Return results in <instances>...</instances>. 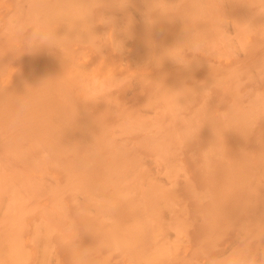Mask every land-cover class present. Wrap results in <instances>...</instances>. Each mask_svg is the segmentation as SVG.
<instances>
[{"label": "rangeland", "instance_id": "obj_1", "mask_svg": "<svg viewBox=\"0 0 264 264\" xmlns=\"http://www.w3.org/2000/svg\"><path fill=\"white\" fill-rule=\"evenodd\" d=\"M3 1H4V3H3ZM17 3H16V2ZM56 1H58V0H56ZM55 0H49V2H48V0H47V2L50 4H48L49 6H56V3H58V2H60V1H58V2H56ZM109 1H111V0H109ZM144 1V2H143ZM21 2H24V0H0V19L3 21L4 19H3V14H5L6 12H8L9 10H15V7L17 6V4H19V3H21ZM54 2V3H53ZM107 2V1H106ZM221 2H222V9H221V11H222V13H227V14H225L224 16L226 17H228L227 19L229 20V21H233V24L230 22L229 24H228V26H230V27H228L227 29L229 30H227L228 32H230V34H234L235 33V31L234 30H236L235 29V27L237 28V35H238V33H240L239 35H241L242 37L241 38H238V36H237V43L239 44V45H241V46H243V47H246V48H248V49H250V51H249V54L248 55H243V54H240V59L239 60H237V61H234V60H232V59H230V58H222V59H212V64H213V70H212V68L210 69V67H212V66H210L209 67V65H211V63L208 65L207 63H206V61L204 62L203 61V63H205L204 64V66L207 64V66H203V63L202 62H200V60H203L202 59V57L201 58H199L198 57V62H200V64L202 63V65L201 66H199L198 68L199 69H195L193 72H194V74H193V76H191V77H193L194 79H192L191 77H190V80H188V81H186L187 80V78L189 79V77H186L185 76V78L183 79V80H185L184 81V83L185 84H183V80H181V83H182V88L184 87V85H185V87H191V88H193V89H197L198 87H202V86H204V85H208V87H210L214 82H213V80L214 79H211L210 77H212V78H214V76H215V78H221V77H224V79H225V77H228L229 76V73L231 74V70L232 71H234V70H236L237 69V66L239 65L240 67H242V68H247V69H249V70H251L252 72H253V74L255 75V71H256V68H257V66L259 65V64H261L262 62H264V31H262V32H260V33H257V34H244V33H241V32H239V24L238 23H240V24H242V23H245V22H248V21H251L253 24H254V22H255V24L254 25H260V24H264V17H258V16H255L254 17V10L253 9H251V8H249L248 6H247V4H250V3H252V0H221ZM231 2V3H230ZM244 2V3H243ZM146 4H147V2L145 1V0H132V2H131V5H130V7H131V9H130V7L128 8V10L127 11H129L130 12V14H132V19H133V24H132V27H131V30L132 31H135V32H132L131 31V39L129 38V40L126 38V41H125V52L123 53V54H117V53H114L113 51H112V49H111V47H104L103 48V50H101V51H103V52H105V53H103V52H98V53H94V49L92 48V47H84V46H81V45H79V44H74V45H72L71 47H70V51L71 52H73L74 53V55H77V56H80V55H82V54H90V58L92 59L93 58V56L95 57V58H97V62H96V59L95 58H93V60H95V61H93L95 64L96 63H100V62H103V63H105V62H109V63H111V64H113V65H115L116 67L118 66H120L119 68H122L123 70V74H124V81H125V86H123V87H119V89H114V91H112V93H111V95H113L114 96V98L112 97V99L109 101L108 100V102H107V105H105L106 103L105 102H100L101 104L99 105V108H97L98 107V104L96 105L97 107H95L93 110H95V113H87L86 114V112H85V106L83 107L82 105L84 104V103H80L82 100L81 99H79V98H77V96L76 97H74L73 96V98H74V100L75 101H73L72 102V104L73 105H71L69 102L68 103H65V105L64 106H66V104H70L71 105V107H67V110L70 108V110L69 111H67L66 113H65V116L67 117H65L67 120H70V121H68V122H66V121H64L65 122V126H63V125H61V127L60 126H54V128H49V130L51 129L52 131V133H56L57 134V132H59L60 130H61V132L63 133H60L62 136H60V140L56 137V135H54V134H52V133H50V131L48 132L49 134H52V136L51 137H53V135H54V138H51V139H56V141L54 142V144L55 145H53V144H50L49 142H43V144L45 143L46 145H44V146H40V148H39V150L41 149V147L42 148H44L45 146V150H46V153H43V155L46 157V160L48 159L47 157H50L51 159L49 160L50 162L48 163L47 161L46 162H44V164H46L45 166H44V169L46 170V172L47 173H49V175H51L52 176V178L55 180L54 181V183H55V185L58 187V192H59V197L58 198H60V201H61V203H62V206H65V208L64 207H62L64 210H65V215L66 216H64L63 218L65 219L64 221L66 222V223H64L63 225H65V226H68L69 225V223H70V225H71V227L73 226V232H74V235L75 236H72L73 237V239H74V241H70L69 243H70V247H69V245H66V244H63V243H59V239H58V237L56 236V235H51L50 237H51V239H48V241H49V243H50V248L52 249L51 250V252H52V256L55 258V260H57L58 262H59V264H71V262H72V264H80V262H78V260L76 259L75 260V257H72L73 255L72 254H74V250H76L75 248L78 246H81V245H85V244H87V245H89V246H87V245H85V247H86V249H82V250H80L81 252L83 251V250H85V252H82V254H83V256H82V254H81V252H80V254H81V256L84 258V256L85 257H89L88 259H87V261H89L88 263H92V262H94V263H92V264H106V263H111V264H138V263H135L134 261H129L128 259H127V257H125L124 255H121V253H122V251L121 250H118V253H117V249L116 248H113V247H111V246H109L110 245V243L109 242H107V240H105V241H103L102 240V238L104 239V237L106 238V235H105V231H104V229H103V227H100L101 229H103V231H100L101 229H99V226H94L93 224H94V222L90 219L91 217L88 215L87 216V218H86V216L85 215H87V213L86 214H84L85 213V211L86 212H90L89 211V209L91 208V210L93 209V211H96V212H98V210L100 209H98V207L95 205V207H97V209L98 210H94L95 209V207H93L94 205H90V204H88L89 202L87 201L88 200V196L90 195V193L92 194V196H94V197H92V198H94V199H97V198H106V199H108V200H111V196L113 195V193H114V191H115V188H116V186H117V184H114V183H112V180L113 179H115L116 177L117 178H119L120 177V175H122V173H120V170L121 169H123L122 167H124V169H125V166H126V169H128V172L130 173V171H132V169L135 167H133V165L136 163V164H140L139 162H141V163H143L145 160L147 161H145L144 163H143V166H144V168H146L149 172H152L153 171V173H151V174H155V172H156V168H158V165H159V163L157 164L155 161H154V156L156 155V154H154L153 155V153H156L153 149H152V147L153 146H158V147H163V148H165L166 147V149H168V155H166V154H164V156L166 155L167 156V158H166V156H165V158L167 159V161L169 162V163H172V164H176L178 167H180L181 169H180V171H181V175H180V180H178L177 181V184H176V186H174L173 187V189L172 190H174V191H172V192H170L169 194H168V196L166 197V198H161L160 200H159V203L157 204V207L158 208H160V207H165V205H166V210H171V211H168V212H166L165 211V216H164V214L163 215H161V217H160V221H161V223H164L163 225H164V227H165V229L166 230H170V229H172L173 230V228L172 227H176V228H179L180 227V231H182V234H181V238H180V240L178 239L177 240V244H180L179 246H181L180 248H178L177 249V254L176 255H178V256H176L177 258H174L175 260L172 262V264H210V258H212V257H215V256H220V255H222L224 252L225 253H227L228 251H230L233 247H235V246H237L238 244H239V235L240 234H238L239 233V231H240V229H241V226L243 225V223H244V225L247 223V225H248V227H249V229H251L252 231H253V233L255 232V230L257 229V227L260 225L259 223H258V220H257V218H260L261 216H264V214H262V213H264V207H262L261 205H264V204H262V202L259 200V198L262 200V201H264V183H262V182H264V123H262L261 125H260V131L261 132H259V135H261V137H262V139H261V141L260 142H258V137H257V134L254 132V133H252V134H250V135H247V136H242L240 133H238V132H236L235 130L233 131V130H231V129H229V130H227L229 133H231L230 135L231 136H225L226 134H228V133H226L225 135L222 133V130H216L217 132H219V134H218V137H219V139L220 140H224V141H221L222 142V144H223V142L226 144V145H228V146H226L224 149H225V153H224V149L222 150V154L223 155H225V156H220L221 157V160H220V158H218V159H215V160H212L211 162H209V163H207L208 165H209V167L207 168L206 167V163H204L200 158H199V154L201 153V150L202 151H204V150H206L209 146L208 145H210V143H209V141L210 142H212L211 140V138H210V140H209V138L207 137H205V136H203V133H206L205 131H207L208 129V131L211 133H209V136L210 135H212V133H213V129H214V127H213V125L211 124V123H205V122H203V121H201V122H199L200 124H198L197 125V128H200L199 130H198V136H199V138L198 137H196V142H195V140H193L194 141V143H193V141H191V142H189V143H185L184 142V139H183V136H182V139H179V135H180V138H181V130L184 128V126H185V123H184V120L183 119H181V118H178L177 116H175V115H173V116H171V114L173 113L172 111H170L169 109H167V108H169L172 104H171V97L169 96V95H171V94H166V92H165V89L166 88H168V85H169V87L171 88V89H177L178 90V86H177V84H165V85H161V84H154V85H152V83H150L149 82V80H146L147 78H151L152 77V79L153 80H155V81H158V79H160L161 78V76H163V72H165V74H171V72H175L174 71V67H171L170 68V66H174V65H172V63H168L166 66H165V64L168 62V61H170V60H165L164 61V64H163V66L164 67H162V65L160 66V67H156L155 66V64L154 63H152L151 61H150V55H151V52H153V51H155V52H159L160 51V47H162V45L164 46V47H167V45L165 44V43H167L168 44V47L171 45L170 43H168V42H172L173 43V41L176 39V41H177V43H179V41L180 42H182L184 39H185V37H186V32H185V25H183L184 24V22L183 21H181V20H176V22L174 21V22H172V23H170V25H169V22H166V21H164V24H163V22H160V23H158L152 30H151V33L149 32V30H147L148 28H147V26H146V24H145V22H144V14H142V13H145L146 12V10H147V6H146ZM6 5V6H5ZM8 5V6H7ZM143 5V6H142ZM231 5V6H230ZM132 6H133V8L135 9V8H137L136 10H134V9H132ZM6 8V9H4V8ZM140 7V8H139ZM143 7V8H142ZM10 8V9H9ZM13 8V9H12ZM4 11H3V10ZM110 9V12L111 11H113V13L111 12V14H110V12L108 11V9H106L107 11H108V13H109V15H112V16H114V18H115V13L116 12H118V9H114V8H109ZM8 10V11H7ZM105 10V11H106ZM131 10V11H130ZM133 10H134V12H133ZM140 10V11H139ZM233 10V11H232ZM2 11V12H1ZM13 11H9L10 13L11 12H13ZM115 11V12H114ZM125 12L124 13V15H121V14H123L122 12H120V10H119V12L118 13H120V15L118 14L117 15V13H116V17H118V18H115V23H116V25L119 27V26H122L124 23H126L127 22V15H125L126 13L128 14L129 12ZM136 11V12H135ZM144 11V12H143ZM8 12V14H10ZM141 12V13H140ZM107 13V14H108ZM139 13V15H140V19L138 18V17H136L135 19H134V17L136 16L135 14H138ZM244 13V14H243ZM133 15H134V17H133ZM253 15V16H252ZM5 16L7 17V15L5 14ZM122 16V17H121ZM237 16V17H236ZM125 18H126V20H125ZM241 19V20H240ZM248 19V20H247ZM256 19V20H255ZM0 20V21H1ZM122 20V21H121ZM140 20V21H139ZM254 20V21H253ZM258 20V21H257ZM259 22V23H258ZM178 23V24H177ZM143 25V26H142ZM64 27V25H61V26H59L58 28H57V30H58V32L60 31V33H61V30H62V33L61 34H57L58 35V37H64V34L66 33V32H68L69 31V38H70V35H72L71 37L72 38H74L76 35H77V32H78V30H74L75 32H73V30H68L67 28L68 27H64V29L63 28H61V27ZM159 27V28H158ZM182 27V28H181ZM197 27H199V28H201V29H203V28H206L207 27V25H205V24H199ZM233 27V28H232ZM98 28V29H97ZM164 28V30H162ZM176 28V29H175ZM61 29V30H60ZM94 29H96V30H94V32L96 33V34H98V35H100V34H103V33H105L106 31H108V26H106V25H101V24H98V25H96L95 26V28ZM140 29V30H139ZM158 29H159V31H158ZM183 29H184V31H183ZM232 29V30H231ZM57 30H56V32H57ZM65 31V33H64V31ZM101 30H103V31H101ZM162 30V31H161ZM183 31V33H182V31ZM101 31V32H100ZM163 31H164V36H163ZM168 31V32H167ZM171 31V32H170ZM180 31H181V34H180ZM231 31H232V33H231ZM57 32V33H58ZM70 32H73V33H70ZM140 32V33H139ZM153 32V33H152ZM154 32H155V34H154ZM167 32V33H166ZM64 33V34H63ZM142 33V34H141ZM146 33V34H145ZM160 33V34H159ZM73 34L75 35L74 37H73ZM138 34V35H137ZM157 34H159V37L157 36ZM180 34V35H179ZM185 34V35H184ZM61 35V36H60ZM66 36H68V33L67 34H65ZM151 35V38L152 39H154L155 41H156V44H157V46H160V47H158V48H160V49H158V48H156V49H154V50H152V49H149V47L147 46V45H145L146 43V40L149 38V36ZM162 37H161V36ZM166 35V36H165ZM168 35H171V36H169L168 37ZM176 35V36H175ZM179 35V36H178ZM182 35V36H181ZM137 37H138V39H137ZM140 37V38H139ZM141 37H142V39H141ZM154 37V38H153ZM163 37H164V39H163ZM173 37V38H172ZM133 38H134V40H133ZM145 38V40H143ZM175 38V39H174ZM179 38V39H178ZM243 38V39H242ZM136 39V40H135ZM239 39H241V41L239 40ZM128 40V41H127ZM164 40V41H163ZM170 40H173V41H170ZM144 43H143V42ZM159 41V42H158ZM161 41V42H160ZM167 41V42H166ZM175 41V42H176ZM129 42V43H128ZM163 42V43H162ZM240 42V43H239ZM242 42H244V45H243V43ZM138 44V45H137ZM174 44H176V43H174ZM173 44V45H174ZM145 45V46H144ZM172 46V45H171ZM2 48V47H1ZM41 48V49H40ZM47 49V46L46 45H42V46H40L39 48H37V49H35V50H33V51H31V52H26V55L25 54H22L21 55V57L23 56V55H25L24 57L26 58V57H29V58H33L34 56H37V54L39 55L40 54V52H42L44 49ZM144 48V49H143ZM163 48V47H162ZM4 48H2V49H0V52H6V51H4L3 50ZM76 49V50H75ZM105 49H106V51H105ZM143 49V50H142ZM74 51H77V52H74ZM109 51V52H108ZM127 52V53H126ZM138 52V53H137ZM142 52H143V54H142ZM145 52V53H144ZM149 54H148V53ZM31 55H30V54ZM33 53V54H32ZM43 53V52H42ZM109 53V54H108ZM11 54H12V52H11ZM28 54V55H27ZM125 54V55H124ZM97 55H98V57H97ZM103 55H105V56H103ZM148 55V56H147ZM15 54H14V60L13 61H10L9 62V64H10V67L14 70V72L15 73H17V72H20L23 68H26V66H27V64L28 63H26V62H28V60H29V58H27V60L24 58V60L26 61V62H22L23 60V57L21 58L20 56H18V57H16L15 58ZM33 56V57H32ZM100 56V57H99ZM149 57V58H148ZM108 58V59H107ZM119 59V60H117V59ZM131 58V59H130ZM139 58L140 59H142V60H139ZM12 59V58H11ZM113 59V60H112ZM135 59V60H134ZM144 59H146L145 60V63L143 62V60ZM116 60V61H115ZM148 60V62H146ZM205 60H207V59H205ZM256 60V61H255ZM209 61V62H210ZM142 62V63H141ZM171 62V61H170ZM197 62V61H196ZM14 63V64H13ZM123 63V64H122ZM140 63V64H139ZM13 64V65H12ZM26 64V65H25ZM216 64V65H215ZM23 65H25V66H23ZM170 65V66H169ZM139 66V67H138ZM222 66V67H221ZM165 67H167V68H165ZM204 67V68H203ZM20 68V69H19ZM161 68V69H160ZM169 69V70H171V71H162V69ZM206 68H208V69H206ZM229 68V69H228ZM231 68H233V69H231ZM164 69V70H165ZM222 69V70H221ZM161 70V71H160ZM206 70H208V71H206ZM209 70H211V71H209ZM216 70V71H215ZM129 71V72H128ZM195 71H196V73H195ZM213 71V72H212ZM220 71V72H219ZM226 71L228 72V75H227V73H226ZM230 71V72H229ZM125 72V73H124ZM160 72V73H159ZM161 72L163 73V74H161ZM177 72V71H176ZM175 72V73H176ZM192 72V73H193ZM209 72V73H208ZM133 73H135V74H140V76L141 75H148L147 76V78L145 79V78H143V80H142V78L140 79V78H138V79H140V80H133V79H130L131 78V76L133 75ZM159 74H161V75H159ZM168 74V75H169ZM207 74H209L210 75V77H209V75L207 76ZM128 75V76H127ZM131 75V76H130ZM157 75H159V76H157ZM226 75V76H225ZM127 76V77H126ZM145 76V77H146ZM206 76H207V78L208 79H210V84H203L204 82H205V80L207 79L206 78ZM126 77V78H125ZM134 77V76H133ZM132 77V78H133ZM160 77V78H159ZM230 77V76H229ZM229 77H228V79H229ZM155 78H157V80L155 79ZM135 79V78H134ZM145 79V80H144ZM152 79H150V81H152ZM182 79V78H181ZM208 79L206 80V82L208 81ZM227 79V78H226ZM225 79V80H226ZM228 79H227V83L225 84V86L226 87H229L230 88V90H229V88H227L228 90H225V92H224V89L226 88L225 86V88H222L221 90H218L217 91V94H215V95H213L210 99H209V101H208V104H210L208 107H209V110L210 111H215L217 114H220V113H222L224 110H226L227 108H228V105L231 103V102H233V100H234V98H235V96H237L236 94L238 93V95H243L247 90H248V88L249 87H251V86H253V85H250V84H248V83H245L244 82V79H246V78H242V80H241V86H239V89H238V92H237V89H235L234 90V88H236V86H235V84H234V82L232 81V80H230V82L228 81ZM194 80V81H193ZM197 80V81H196ZM144 81V82H143ZM148 81V82H147ZM243 82V83H242ZM137 83V84H136ZM146 83V84H145ZM208 83V82H207ZM230 83H231V85L232 86H228V85H230ZM233 83V84H232ZM149 85V86H148ZM152 85V86H151ZM161 85V86H160ZM170 85H172V86H170ZM173 85H175V86H173ZM233 85H234V87H233ZM256 85H258V86H261V87H264V84H261V82L259 81V79L257 78V80H256ZM179 88L181 89V84H179ZM163 87V88H162ZM158 88V89H157ZM165 88V89H164ZM231 88H233V89H231ZM162 89V90H161ZM118 90V91H117ZM159 90H161V91H159ZM177 90H175V91H177ZM127 91V92H126ZM157 91V92H156ZM175 91H173V92H175ZM197 92H200V91H198V90H196ZM228 91V92H227ZM232 92L231 94H230V92ZM233 91L235 92H237L236 94H234L233 96H232V94H233ZM157 93H159V94H157ZM224 93V94H223ZM154 94H156V96L154 95ZM115 95H116V97H117V95H118V97H117V102L116 101H114V99H115ZM160 95V96H159ZM166 95V96H165ZM227 95V96H226ZM232 97H230V96ZM127 96V97H126ZM159 96V97H158ZM163 96H165V99L163 98ZM172 96V95H171ZM110 97V98H111ZM173 97V96H172ZM171 98V99H170ZM78 99V100H77ZM152 99V100H151ZM17 100L18 99H13L12 101H11V105H10V107L11 108H13L14 110H16V103H17ZM73 100V99H72ZM77 100V101H76ZM150 100V101H149ZM173 100V99H172ZM212 100V101H211ZM214 100V101H213ZM114 101V102H113ZM135 101V102H134ZM171 101V102H170ZM229 101V102H228ZM83 102V101H82ZM168 102H169V104H168ZM181 103H184L185 101L182 99V101H180ZM75 103H77V104H75ZM105 103V104H104ZM110 103V104H109ZM112 103V104H111ZM113 103H115V105L113 104ZM148 103H150V104H148ZM173 103V102H172ZM82 106V108H81V106ZM103 104H104V108H103ZM109 104V105H108ZM146 104H148V105H146ZM171 104V105H170ZM224 104V105H223ZM226 104V105H225ZM13 105H15V106H13ZM112 105V106H111ZM144 105V106H143ZM151 105V106H150ZM167 105H169V107H167ZM212 105V106H211ZM67 106H69V105H67ZM80 106V107H79ZM102 106V107H101ZM105 106L108 108H105ZM109 106V107H108ZM149 106V107H148ZM76 109H75V108ZM79 107V108H78ZM117 107V108H116ZM146 107V108H145ZM164 107H166V108H164ZM172 107V106H171ZM65 108V107H64ZM71 108H72V110H71ZM81 108V110L83 111L84 110V114L82 113L81 114V110L80 111H78V109H80ZM87 108V107H86ZM101 108V110L102 109H104V110H102V112H101V110L99 111V110H97V112H96V109H100ZM140 109V110H139ZM164 109H165V112H164ZM171 109V108H170ZM112 110V111H111ZM143 110V111H142ZM155 110V111H154ZM66 111V110H65ZM77 112V114H76V112ZM105 111H108V112H105ZM110 111V112H109ZM147 111V112H146ZM189 111H191V110H189ZM74 112V113H73ZM112 112H113V115H112ZM146 112V113H145ZM153 112H155V113H153ZM170 112V113H169ZM80 113V114H79ZM96 113H98V114H100V116L98 115V114H96ZM102 113H104L103 114V116H101L102 115ZM116 113V114H115ZM146 114V115H144V114ZM151 113H152V115H151ZM89 114V115H88ZM95 114H96V116H97V118L98 117H100V118H95ZM106 114V115H105ZM119 114V115H118ZM138 114V115H137ZM168 114H170L169 116H168ZM2 115V114H1ZM0 115V116H1ZM79 115H80V117H79ZM82 115V116H81ZM93 115V116H92ZM148 115H150V116H148ZM188 115V113H185V116H187ZM26 116H28V115H25V116H23L22 118H24V117H26ZM74 116H78V117H74ZM84 116H85V118H84ZM90 116V117H89ZM121 116V117H120ZM144 116H146V118L144 117ZM149 118H148V117ZM151 116H153V117H151ZM156 116V117H155ZM166 116V117H165ZM175 116V117H174ZM123 117H125V118H123ZM139 117V118H138ZM169 117V118H168ZM172 117V119H170ZM4 118V117H3ZM65 118H63V119H65ZM84 118V119H83ZM87 118H89V119H87ZM153 120H151V119ZM175 119V121H174V119ZM24 119H27V122H26V120H24ZM23 120H21L20 119V121H21V126H20V130H18V131H16V130H14L15 132H13L12 131V133H16V135L15 134H12L13 136L15 135L16 136V140H19V138H20V140L19 141H17V145H16V147L18 148V150L19 149H21V150H19V151H17L16 150V152H13L14 153V156H12V158L11 157H9L10 159H14L15 160V158L16 157H22V155L20 156L19 154H17V153H22L24 156H23V158H25V160H24V162H27L26 163V165H28V163L30 162H33L34 164H36V163H40L39 161H37L36 162V160H39V158H40V156H41V154H39V153H41L39 150H37L38 148H36L35 149V147H37L36 145L34 146V144L37 142V141H35V139L37 140V139H39V131H41V130H43V129H41L40 128V126L41 127H43V122H44V119H43V121L41 120V118L40 119H38V120H34V119H32L31 117H29L28 116V118H24ZM31 119V120H30ZM62 119V120H63ZM159 121H158V120ZM1 121H3L4 122V120L3 119H0ZM34 120V121H33ZM72 120V121H71ZM81 120H84V121H82V122H80ZM94 120V121H93ZM96 120V121H95ZM171 120V121H170ZM97 121H99L98 123H101V124H98V123H96ZM103 121V122H102ZM126 121H128V122H126ZM143 121V122H142ZM165 121V122H164ZM173 121H174V123H173ZM183 121V122H182ZM25 122V124H23V123ZM31 122V123H30ZM35 122V123H34ZM38 122V123H37ZM42 122V124H40ZM63 122V123H64ZM73 122V123H72ZM78 122V123H77ZM84 122V123H83ZM88 122H89V124H88ZM122 122H123V124H122ZM154 122H159V123H154ZM163 122V123H162ZM177 122V123H176ZM181 123V125H180V123ZM11 123V122H10ZM34 123V125L33 126H37L36 128H38L39 129V131H38V129H37V131H35V133L34 132H32V129H31V125ZM63 123H57V125H60V124H63ZM75 123V124H74ZM77 123V124H76ZM83 123V124H82ZM154 125H153V124ZM163 125H162V124ZM169 123H173L172 125L170 124L169 125ZM176 123V124H175ZM201 123H203V124H201ZM1 124H4V123H2L1 122ZM30 124V125H29ZM70 124V127H73V125H75L74 127H73V129H74V132H73V129L72 128H67L68 126L67 125H69ZM82 124V125H81ZM93 124V125H92ZM125 124H127V125H125ZM133 124V126H131L130 127V125H132ZM136 124V125H135ZM25 125H27V126H25ZM86 125V126H85ZM104 125V126H103ZM111 125V126H110ZM118 125V126H117ZM122 125H124V126H122ZM162 126V127H159L161 130H158V128H157V126ZM166 125H169V126H166ZM202 125V126H201ZM5 126V125H4ZM32 126V128H33V131L34 130H36V128L35 127H33ZM52 126V127H53ZM83 126H85V127H83ZM100 126V127H99ZM144 126H145V128H147V129H145L144 128ZM154 126V127H153ZM173 126H175V129H174V127ZM200 126V127H199ZM213 128H212V127ZM3 127V126H2ZM7 126H5V128H6ZM9 127V126H8ZM22 127H23V129H22ZM27 127H29V128H27ZM51 127V126H50ZM62 127H66L65 129H67L68 130V132H70V134H67L66 132H63V129L64 128H62ZM95 127H96V129H95ZM109 127H111V128H113V129H109ZM115 127V128H114ZM134 129H133V128ZM143 127V128H142ZM149 127V128H148ZM209 127V128H208ZM210 127H211V130H210ZM25 128V129H24ZM59 128H61V129H59ZM77 128V129H76ZM81 128H87V129H81ZM94 129V131H93V129ZM130 128V129H129ZM29 131H28V130ZM54 129V130H53ZM103 129V130H102ZM119 129H120V131H119ZM158 130V131H156V130ZM178 129V130H177ZM205 129H207V130H205ZM6 130H7V132L10 130V127H9V129H1V131L0 132H4V133H0V138H2V136L1 135H6V136H8V134H6L7 132H6ZM22 130V131H21ZM25 130H27L26 132H25ZM67 130H64V131H67ZM84 130V131H83ZM88 130V131H87ZM96 130H97V132H96ZM110 130V131H109ZM134 132H133V131ZM150 130V132H148ZM163 130V131H162ZM174 130H175V132H177V134L174 132ZM57 131V132H56ZM124 131V132H123ZM147 131V132H146ZM162 131V132H161ZM180 131V132H179ZM203 131V132H202ZM221 131V132H220ZM18 132H19V134L20 133H22V135L23 136H21V135H19L18 136ZM23 132H25V135H24V133ZM30 134H32V136L33 135H35L34 136V140H33V138L31 137V138H29L30 136H28L29 135V133ZM32 132V133H31ZM37 132V133H36ZM47 132H46V134H47ZM88 132V133H87ZM95 132V133H94ZM112 132V133H111ZM114 132L116 133V134H118V133H120L119 135H117L116 136V134H114ZM126 132V133H125ZM135 134L134 136H133V133ZM161 132V133H160ZM167 132V133H166ZM226 132V131H225ZM34 133V134H33ZM58 133V134H59ZM64 133H66V134H64ZM78 133V134H77ZM80 133V134H79ZM81 133H82V135H84V136H82L81 135ZM83 133H86V136H85V134H83ZM110 133V134H109ZM125 135V137H123L122 135L123 134ZM168 133H170V135L172 136V137H169L170 135L168 134ZM179 133V134H178ZM201 135H200V134ZM222 133V135H220ZM26 134H28L27 136H26ZM48 134V135H49ZM59 134V135H60ZM72 134H74V135H72ZM92 134V135H91ZM94 134V135H93ZM129 134V135H128ZM148 134V135H147ZM150 134V135H149ZM154 134V135H153ZM159 134V136H157ZM166 134V135H165ZM168 134V135H167ZM207 134H208V132H207ZM207 134H204V135H207ZM217 134L214 132L213 133V135L214 136H216V139H217ZM233 134H234V136H233ZM235 134H236V136H237V134L239 135V136H237V140L235 139ZM47 135V136H48ZM58 135V136H59ZM68 135V136H67ZM77 135H78V137H77ZM99 135V136H98ZM116 137H115V136ZM121 135V136H120ZM132 135V136H131ZM178 135V136H177ZM212 135V136H213ZM12 136V137H13ZM50 136V135H49ZM48 136V137H49ZM80 136H82L83 137V139H85V140H83L82 139V137H80ZM92 136H95V138L94 137H91ZM131 136V137H130ZM137 136V137H136ZM152 136V137H151ZM154 136H156V137H154ZM174 136H175V138H174ZM202 136H203V138H202ZM233 136V138L235 139H233V138H231ZM241 136V137H240ZM5 137V136H4ZM70 137V138H69ZM87 137V138H86ZM109 137V138H108ZM111 137H113L111 140L112 141H108V139L110 140V138ZM128 137V138H127ZM166 137H169L168 139L166 138ZM202 139H201V138ZM211 137V136H210ZM222 137H224V138H222ZM226 137H228V138H230L229 140H232V141H229V142H227L228 140H227V138ZM6 138H8V137H6ZM13 138H15V137H13ZM26 138V139H25ZM27 138H29V139H27ZM73 138H74V140H76V141H74L73 140ZM142 138V139H141ZM144 138H146V139H144ZM174 138V139H173ZM207 140H206V139ZM213 138V137H212ZM222 138V139H221ZM240 138V139H239ZM246 138H248L247 139V141L245 140ZM249 138H250V140H249ZM121 139V140H120ZM127 139H129V140H127ZM160 139V140H159ZM176 139V140H175ZM204 139V140H203ZM214 139V138H213ZM218 139V140H219ZM254 139V140H253ZM2 140V139H1ZM28 140V141H27ZM120 140V141H119ZM124 140V141H123ZM162 140H163V142H162ZM167 140H170V142H168ZM202 142H201V141ZM233 140H234V142H233ZM242 140V141H241ZM5 141V140H4ZM6 141H7V139H6ZM34 142V144L32 143V142ZM59 141V142H58ZM60 141H62V142H60ZM71 141V142H70ZM168 143H167V142ZM198 141V142H197ZM214 141V140H213ZM238 141V145L237 144H235L236 142ZM243 141H244V143H243ZM251 141V142H250ZM3 142V141H2ZM1 142V143H2ZM19 142V143H18ZM27 142H29V143H31L33 146V148L34 149H31V148H29L31 145H29V147L28 148H23L24 146H27L28 145V143ZM79 142H80V144H79ZM86 142V143H85ZM117 142V143H116ZM164 142H166V144L164 143ZM173 142V143H172ZM205 142H207V144L208 145H206V147L204 148V146H205ZM220 142V143H221ZM247 144H246V143ZM23 143V144H22ZM24 143H26V144H24ZM51 143H53V142H51ZM61 143V144H60ZM83 143V144H82ZM124 143V144H123ZM133 143V144H132ZM144 143H146V144H144ZM162 143H163V145H162ZM214 143V142H213ZM228 143V144H227ZM240 143L242 144V146L240 145ZM254 143V144H253ZM37 144V143H36ZM77 144V145H76ZM91 144V145H90ZM108 144V145H107ZM118 144V145H117ZM132 144V145H131ZM159 144V145H158ZM224 144V145H225ZM261 144V145H260ZM23 145V146H22ZM38 145V144H37ZM40 145H42V144H40ZM53 145V146H52ZM70 145V147H68ZM240 145V146H239ZM258 145H260V146H258ZM79 146V147H78ZM109 146V147H108ZM150 146V147H149ZM198 146V147H197ZM238 146V147H237ZM245 146V147H244ZM15 147V148H16ZM53 147V148H52ZM86 147V148H85ZM89 147V148H88ZM92 147V148H91ZM101 147V148H100ZM120 147V148H119ZM171 147V148H170ZM47 148H48V150H47ZM77 148V149H76ZM115 148V149H114ZM119 148V149H118ZM148 148V149H147ZM170 148V149H169ZM227 148V149H226ZM231 150V152H230V150ZM237 148V149H236ZM242 148H244V149H242ZM257 148V149H256ZM28 149H30V153H28ZM51 149H56L57 151H61L60 152V154H55L54 152H53V150H51ZM84 149V150H83ZM93 149V150H92ZM95 149V150H94ZM105 149V150H104ZM110 149H111V151H110ZM118 149V150H117ZM121 149V150H120ZM165 149V150H166ZM182 149H183V151H182ZM204 149V150H203ZM246 149V150H245ZM80 151V152H78V151ZM83 152H82V151ZM90 152H89V151ZM117 150V151H116ZM147 150H148V152H147ZM172 152H171V151ZM240 152H238V151ZM246 152H245V151ZM248 150V151H247ZM249 150H250V152H249ZM25 151H27V152H25ZM70 151H73V152H70ZM117 152V153H119V154H114V152ZM164 151V150H163ZM45 152V151H44ZM101 152V153H100ZM106 152V153H105ZM115 152V153H116ZM152 152V153H151ZM175 152V153H174ZM229 153L228 155L229 156H227V153ZM238 152V153H237ZM16 153V154H15ZM28 153V154H27ZM35 153V154H34ZM48 153V154H47ZM52 153H54L53 155H52ZM69 153V154H68ZM112 153H113V157H112ZM135 155H134V154ZM138 153V154H137ZM164 153V152H163ZM166 153H167V150H166ZM243 155H242V154ZM254 153H256V154H254ZM38 154V155H37ZM47 156H46V155ZM50 154V155H49ZM63 154V155H62ZM66 154V155H65ZM78 154V155H77ZM98 154V155H97ZM109 154V155H108ZM130 154V155H129ZM189 154V155H188ZM240 154V155H239ZM252 154V155H251ZM2 155V153L0 152V156ZM15 155H16V157H15ZM49 155V156H48ZM54 155H55V157H54ZM59 155V156H58ZM170 155V156H169ZM172 155V156H171ZM192 155V156H191ZM194 155V156H193ZM233 155V156H232ZM260 155V156H259ZM7 156V158H8V155H6ZM35 156V157H34ZM37 156V157H36ZM53 156V157H52ZM60 156H62V157H60ZM68 156V157H67ZM169 156V157H168ZM195 156H196V158H195ZM227 156V157H226ZM245 156V157H244ZM4 157V156H3ZM2 157V158H3ZM14 157V158H13ZM28 157V158H27ZM131 157H133V158H131ZM138 159H137V158ZM225 157V158H224ZM231 157V161H230V159H226V158H230ZM233 157H234V159H236V160H234L233 159ZM238 157V158H237ZM247 157V158H246ZM253 157V158H252ZM258 157V158H257ZM6 158V157H5ZM7 158H6V160H7ZM23 158L21 159V161H20V159H18L17 158V160H10L11 161V163H10V161H9V159H8V161H7V163H8V165L7 164H4V165H6V166H9V167H11V166H15L14 168L16 169V168H18L20 165H23L24 164V162H22L23 161ZM29 160H27V159ZM35 158H36V160H35ZM67 158V159H66ZM72 158V159H71ZM86 158V159H85ZM98 158V159H97ZM103 158V159H102ZM164 158V159H165ZM194 160H193V159ZM223 158V159H222ZM241 159V161H239L240 159ZM245 158V159H244ZM60 159H62V160H60ZM69 159V160H68ZM88 159V160H87ZM133 159V160H132ZM136 159V160H135ZM142 159V160H141ZM165 159V160H166ZM243 159H244V161H243ZM5 160V159H4ZM56 160V161H55ZM58 160H59V162H58ZM91 160V161H90ZM238 160V161H237ZM249 160L251 161V162H249ZM260 160V161H259ZM1 161H3V159H1ZM13 161H14V165L12 164L13 163ZM54 161V162H53ZM79 161V162H78ZM82 161V162H81ZM90 161V162H89ZM113 161V162H112ZM167 161H165L166 163H168ZM194 161V162H193ZM248 161V162H247ZM6 162V161H5ZM17 162V167H16V165H15V163ZM19 162L21 163V164H19ZM36 162V163H35ZM106 162V163H105ZM110 164H109V163ZM116 162V163H115ZM133 162H134V164H133ZM151 162V163H150ZM155 162V163H154ZM201 162H203L202 164H201ZM229 162H232L231 164L229 163ZM239 162V164L238 165H236L237 163ZM244 162H246V163H244ZM259 162V163H258ZM29 163V164H30ZM55 163V164H54ZM91 163V164H90ZM147 163V164H146ZM249 165H248V164ZM32 164V163H31ZM58 164V165H57ZM68 165L69 166V168H68V166H66V165ZM81 164V165H80ZM83 164V165H82ZM90 164V165H89ZM104 164V165H103ZM146 164V165H145ZM211 164H212V166H211ZM227 164V165H226ZM233 164V165H232ZM253 164H255L254 166H252ZM257 164V165H256ZM261 164V165H260ZM25 165V164H24ZM37 165V167H38V164H36ZM73 165V166H72ZM76 167H75V166ZM84 165H85V167H84ZM103 165V166H102ZM108 165V166H107ZM112 165H114V166H112ZM118 165V166H117ZM142 165V164H141ZM151 165V166H150ZM155 165H157V166H155ZM203 165H205V166H203ZM228 166L227 168H228V170L225 168L226 166ZM230 165H231V167H230ZM246 166V167H244V166ZM31 166V165H30ZM33 164H32V169L31 170H33ZM42 166V164L41 165H39V167L40 168H43V166ZM65 166L67 167V168H65ZM101 166V167H100ZM116 166L118 167V168H116ZM127 166H128V168H127ZM131 166V167H130ZM145 166H147V167H145ZM211 166V167H210ZM252 166V167H251ZM62 167V168H61ZM110 167V168H109ZM120 167H121V169H120ZM133 167V168H132ZM241 167V168H240ZM250 167V168H249ZM255 167V168H254ZM103 169V171H102V169ZM109 168V169H108ZM112 168V170L111 171H109L110 169ZM131 168V169H130ZM204 168V169H203ZM209 168H210V172L209 171H207V169L209 170ZM250 170H249V169ZM253 168H254V170H253ZM20 169V167L17 169L19 172H22V173H24L25 171H22L21 169ZM49 169V170H48ZM58 171H57V170ZM80 169V170H79ZM116 169H120V170H117V171H115ZM126 169L125 170H122V172H124V171H126ZM145 169V171H147ZM198 169V170H197ZM205 169H206V171H205ZM212 169V170H211ZM224 169V170H223ZM233 169H235V170H233ZM7 170V169H6ZM17 170H15L16 172H17V178H19L20 176H19V173H18V171ZM30 170V171H31ZM44 170V171H45ZM152 170V171H151ZM196 170V171H195ZM231 170H232V172H234V173H232L231 172ZM261 170V171H260ZM30 171H29V173H30ZM68 171H70L71 173H74L77 177H75L76 178V180L74 179V184L77 186V188L79 189H77L76 190V192H69V187H67V186H69V184L71 183L70 181H72V180H70L68 177H67V175H68V173H70V172H68ZM108 172V174H107V172ZM115 171V172H114ZM226 171H228L229 173H230V176H228V178L229 177H231L232 175H233V177H234V179H233V177L232 178H230V181H227V180H229L228 178H227V172ZM239 171V172H238ZM252 171H254V173H256V175H254V173L252 172ZM112 172H114V173H112ZM149 172L147 173V174H149ZM203 172H205V173H203ZM245 172V173H244ZM250 172L252 173V174H250ZM22 173H21V175H22ZM26 174L28 173L27 171L25 172ZM99 173V174H98ZM118 173V174H117ZM120 173V174H119ZM133 173V172H132ZM208 175H207V174ZM213 173V174H212ZM228 173V174H229ZM240 173V174H239ZM248 173V174H247ZM257 173H258V176H260V177H258L257 176ZM259 173H261V174H259ZM102 174V175H101ZM104 174V175H103ZM105 174H107V175H105ZM114 174V175H113ZM157 174L158 175H161V171L160 170H157ZM157 174H155L154 176H158ZM185 176H184V175ZM220 174V175H219ZM226 174V177L224 176ZM232 174V175H231ZM243 174V175H242ZM1 175V174H0ZM119 177H118V176ZM132 175V174H131ZM200 175V176H199ZM238 176V178H237V176ZM249 175H251V176H253V178H255L256 180L257 179H259V184H260V186H259V184L258 183H255L254 181L252 182L251 180H249V178H251V176L249 177ZM247 176V177H246ZM255 176V177H254ZM1 177V179H2V176H0ZM65 177V178H64ZM94 177H96V178H94ZM211 177V178H210ZM245 178V179H247V181L245 180V179H243V178ZM116 178V179H117ZM206 178H208V179H206ZM223 178H224V180H223ZM242 178V179H241ZM252 178V180H254ZM69 179V180H68ZM95 179H97L96 181H94ZM115 179V180H116ZM133 179H135V178H133ZM205 179H206V181L207 182H205ZM227 179V180H226ZM236 179V180H235ZM238 179H240V180H238ZM94 182H93V181ZM100 180H102V181H100ZM115 180H113V181H115ZM246 181V182H244V181ZM255 180V181H256ZM68 181V182H67ZM106 181V182H105ZM211 181V182H210ZM221 181H223V183H224V181L226 182L227 181V183H224V185L223 186H225L224 188H226V187H228L227 185H229L228 183L230 182V187L228 188V189H230L231 190V192H227L228 191V189H227V191H225L226 189H224L223 191H225L227 194H224V196L225 197H223V191H222V189H221V187H223V186H221L223 183H221ZM232 181H234V182H232ZM239 183H238V182ZM244 182V183H241V182ZM70 182V183H69ZM90 184H89V183ZM97 182V183H96ZM105 182V183H104ZM189 182V183H188ZM204 184H203V183ZM235 182H237L236 184H235ZM257 182V181H256ZM7 183V182H6ZM15 183H17V182H15ZM65 183V184H64ZM67 183V184H66ZM69 183V184H68ZM186 183H188L187 185H186ZM193 183V184H192ZM206 183H207V185H206ZM218 184V186H217V184ZM246 183H248V184H246ZM253 183L255 184V186L253 185ZM262 183V184H261ZM209 184V185H208ZM215 187V188H208L209 190H207V186L208 187H213L212 185ZM241 184V187L242 188H244V186H245V190H244V192H242V190L243 189H241V188H238V187H240L239 185ZM244 184H246V185H244ZM258 185V188H259V190L257 189V188H254V187H256L257 185ZM5 185V184H4ZM3 185V186H4ZM7 185V184H6ZM5 185V186H6ZM8 185H9V187L11 186L10 185V183H8ZM54 185V186H55ZM65 185V186H64ZM113 185H115V186H113ZM244 185V186H243ZM62 186V187H61ZM90 186V187H89ZM187 186V187H186ZM193 186V187H192ZM203 186V187H202ZM238 186V187H237ZM248 186H249V189H250V187L252 188L251 190H247V188H248ZM96 187V188H95ZM101 187V188H100ZM176 187H178V188H176ZM192 187V188H191ZM8 188V187H7ZM6 188V189H7ZM60 188V189H59ZM66 188H68L67 190H64V189H66ZM89 188V189H88ZM94 188V189H93ZM104 188H105V191H104ZM175 188V189H174ZM206 188V189H205ZM234 189L233 190V193H234V195H232L233 193H232V189ZM57 189V188H56ZM90 189H91V191H90ZM96 189V190H95ZM101 189V190H100ZM114 189V190H113ZM191 189V190H190ZM213 189L214 191L212 192L211 190ZM221 189V190H220ZM239 189H241V190H239ZM7 190H9V188L7 189ZM62 190H64V191H62L63 193H61V191ZM215 190H216V192L218 193H216L215 192ZM220 190V191H219ZM229 190V191H230ZM93 191V192H92ZM96 191V193H94ZM99 191V192H98ZM188 191V192H187ZM241 191V192H240ZM249 191V192H248ZM258 191H259V194L260 195H257V193H258ZM35 192V191H34ZM65 192V193H64ZM101 192V193H100ZM191 192H192V194H191ZM209 194H208V193ZM222 192V194H220ZM241 194H240V193ZM251 192V193H250ZM253 192V193H252ZM254 192H257V193H254ZM138 194H137V196L136 197H138L139 196V192H137ZM202 193V194H201ZM214 196H212L211 194ZM216 193V194H215ZM243 193V194H242ZM67 194V195H66ZM100 194V196H98ZM206 194H208L207 196H208V198H205V196H206ZM250 194H255L256 196H248V195H250ZM188 195H189V197H188ZM193 195H194V197H195V195H196V197L194 198L193 197ZM202 195H205L204 197H202ZM211 195V196H210ZM221 197H220V196ZM261 195H262V197H261ZM0 196L2 197V195H1V193H0ZM105 196V197H104ZM199 198H198V197ZM247 196V197H246ZM258 196V197H257ZM260 196V197H259ZM96 197V198H95ZM209 197H210V199H209ZM212 197H213V199H214V201H213V203L215 204H213L211 201L213 200L212 199ZM219 197V198H218ZM223 197V198H222ZM228 197V198H227ZM238 197V198H237ZM245 197H246V200H247V198L249 197V198H251L252 200L251 201H249L248 200V202L245 200ZM41 200H40V199ZM43 198V199H42ZM174 198V199H173ZM191 198V199H190ZM195 199V201H194V199ZM202 198H204V199H202ZM230 198V199H229ZM236 198V199H235ZM177 199V200H176ZM206 199L208 200V201H206ZM219 199V200H218ZM227 199V200H226ZM255 199H257V200H259V201H254ZM36 200H38V204L39 205H44L45 206V203L46 204H48L49 202V200H50V198H49V194H47V196H46V194L45 195H41V197L40 196H37V198H36ZM118 199H115L114 200V202H112L113 204L115 203V201H116V203L118 202V204H116L115 203V205H111V211L108 209V211H110V213H111V216L114 218V220H115V223H116V225L117 226H119V225H121V224H123V223H125V222H127V220L128 221H130V218H129V215H127L128 213L127 212H125V210L127 209V206H126V202L125 201H120V200H118ZM164 200V203L162 202ZM198 202H197V201ZM215 200H217V202L215 201ZM234 200V201H233ZM245 202H244V201ZM70 201V202H69ZM205 201V202H204ZM219 201V202H218ZM229 201V202H228ZM238 201V202H237ZM252 201H254L253 203L255 204V202H256V204L254 205L253 203H252ZM37 202V201H36ZM165 202H166V204H165ZM220 202H222V203H220ZM226 202V203H225ZM233 202V203H232ZM259 202V203H258ZM206 205H205V204ZM209 205H208V204ZM218 203V204H217ZM231 203H232V205H231ZM235 203H238L239 204V208L238 207H236V206H238V204L236 205ZM244 203H251L252 205H249L246 209H240V204L241 205H243ZM259 205H258V204ZM175 204V205H174ZM211 204V205H210ZM219 206V205H221V206H217V205ZM261 204V205H260ZM213 205V206H212ZM223 205V206H222ZM226 207H225V206ZM236 205V206H235ZM256 205H257V207H256ZM101 206V205H100ZM99 206V207H100ZM105 206V205H104ZM113 206H116L115 208L113 207ZM168 206V207H167ZM177 206V207H176ZM196 206V207H195ZM200 206V207H199ZM216 206V207H215ZM251 206V207H250ZM252 206L254 207V208H252ZM260 206V207H259ZM66 207H67V209H66ZM103 206H101V209L99 210V212H107L108 213V211H107V209L106 208H102ZM106 207V206H105ZM212 207V208H211ZM215 207V208H214ZM224 207V208H223ZM232 207H233V209H232ZM258 209H256V208ZM169 208V209H168ZM174 210V212L172 211V209ZM195 208H196V210H195ZM223 208V209H222ZM225 208H227V209H225ZM249 208H250V212H252L251 210H253V212H255L254 214H253V212L250 214L249 212H248V210H249ZM252 208V209H251ZM262 208V209H261ZM82 209V210H81ZM115 209V210H114ZM214 209H218L217 211L219 212V214H218V212L216 211L215 212V210ZM225 209V210H224ZM238 209H239V211H238ZM256 209V210H255ZM69 211V212H66V211ZM212 210V211H211ZM245 210V211H244ZM247 210V211H246ZM255 210V211H254ZM49 211V210H48ZM92 211V212H93ZM208 211V212H207ZM227 211V212H226ZM241 211V212H240ZM243 211V212H242ZM262 211V213H260ZM91 212V213H92ZM96 212H94V214L96 213ZM175 212L178 214L177 216L175 215ZM224 212V213H223ZM234 212V218L236 219V221H235V219L234 218H232L233 217V215H232V213ZM238 212V213H237ZM41 213H43V212H41ZM45 213V212H44ZM48 213V212H47ZM68 213V214H67ZM105 213H103V214H105ZM106 213V214H107ZM166 213H168V214H166ZM198 213V214H197ZM206 214V215H204V214ZM215 214L214 216H212L213 214ZM217 213V214H216ZM226 213H228V214H226ZM257 213V214H256ZM31 214H32V212H31ZM40 213H38V212H33V214H32V216H27V214H26V219L28 218L29 220H25L24 221V223L27 221V224L26 225H28V223H30V222H32L31 220L33 219V220H35V221H37V219L39 218V215ZM49 214V213H48ZM84 214V215H83ZM93 214V213H92ZM225 214V215H224ZM36 215V216H35ZM167 215V216H166ZM188 215V216H187ZM203 215H204V217H203ZM208 215H209V217H208ZM236 215H237V217H236ZM248 215V216H247ZM250 215H251V217H250ZM255 215H257V218H255ZM259 215H261L260 217H259ZM47 216H49L50 217V215H47ZM47 216H44V217H47ZM69 216V217H68ZM187 216V217H186ZM215 216H216V219H215ZM219 216V217H218ZM224 216V218H222ZM241 216V217H240ZM111 217V218H112ZM208 219H210V217H213L214 218V223L213 222H211L212 220L211 219H213V218H211L210 220H208ZM231 218L232 219V221H231V219H229V218ZM58 218V215H56V217L54 216V219H56L55 221H57V223H59L60 221H61V219H57ZM74 218V219H73ZM112 218V219H113ZM163 218V219H162ZM176 218H178V219H176ZM206 219V220H204V219ZM218 218V219H217ZM241 218H243V219H241ZM250 218H252V220L253 221H251L250 220V222H249V219ZM0 219H2V222L3 221H5V220H7V219H5V216H1L0 217ZM5 219V220H4ZM31 219V220H30ZM73 221H72V220ZM85 219V220H84ZM126 221H125V220ZM171 219H172V221H171ZM181 219H182V221H181ZM221 220V221H218V220ZM229 219V220H228ZM248 220V221H246V220ZM256 219V220H255ZM261 219V218H260ZM24 220V219H23ZM60 220V221H59ZM63 220V219H62ZM71 222H70V221ZM125 222H124V221ZM185 220H188L187 222L185 221ZM190 220V221H189ZM215 220H217V221H215ZM225 220V221H224ZM244 222H243V221ZM255 220V221H254ZM30 221V222H29ZM90 221H92V222H90ZM162 221H164V222H162ZM177 221L178 222H181L180 223V225H182V223H183V228H182V226H176V224L177 225H179L178 223H177ZM206 221H208V223L206 222ZM227 221V222H226ZM262 221H264V218H262ZM261 221V224L262 225H264V222H262ZM1 221H0V223H2ZM62 222V221H61ZM60 222V223H61ZM74 222V223H73ZM87 222H89V224L87 223ZM174 222V223H173ZM220 222H221V224H220ZM229 222V223H228ZM246 222V223H245ZM259 222H260V220H259ZM5 223V222H4ZM24 223H22V226L24 225ZM184 223H187V224H184ZM212 223V224H211ZM232 225H234V226H232ZM31 225H32V223H30ZM76 224V225H75ZM88 224V225H87ZM172 224V225H171ZM192 224H193V226H192ZM196 224V225H195ZM206 224H207V226H206ZM228 224V225H227ZM250 224V225H249ZM259 224V225H258ZM25 225V227H27ZM262 225L261 226H259V231L261 232V233H264V227H262ZM0 226H2V229L3 228H5L6 226H7V222H6V225L4 224V225H2V224H0ZM85 226V227H84ZM185 226H186V228H185ZM212 226V227H211ZM221 226V227H220ZM229 226V227H228ZM231 226V227H230ZM8 227V226H7ZM6 227V228H7ZM25 227H24V230H23V227H22V229L21 230H23V232H22V235H24L23 237H22V235H21V237L24 239V240H28V238H31V236H32V227L31 226H29V227H27L26 229H25ZM120 227V226H119ZM188 227V228H187ZM206 227V228H205ZM210 227V228H209ZM224 227V228H223ZM227 227V228H226ZM239 227H240V229H239ZM261 227V228H260ZM1 228V227H0ZM168 228V229H167ZM202 228V229H201ZM208 228V229H207ZM221 228V229H220ZM232 228V229H231ZM2 229H0L1 230V233H0V235L1 236H3V231H2ZM75 229H76V231H75ZM175 229V228H174ZM183 229V230H182ZM198 229H199V232H198ZM205 229V230H204ZM207 229V230H206ZM222 229H224V230H222ZM225 229H227V231H225ZM234 229V230H233ZM3 230H5V229H3ZM87 230V231H86ZM93 230V231H92ZM99 230V231H98ZM230 230H232V232H229ZM239 230V231H238ZM262 230V231H261ZM7 231H8V229H7ZM6 230H5V233L7 232ZM24 231H25V233H24ZM212 231V232H211ZM224 231V232H223ZM97 232V233H96ZM100 232V233H99ZM209 232H210V234H211V238L209 237ZM213 233V234H212ZM226 233V235H224V234ZM233 233H234V235H233ZM98 234V235H97ZM209 234V235H208ZM222 234V235H221ZM91 235V236H90ZM95 235V236H94ZM103 235V236H102ZM204 235V236H203ZM206 235H208V236H206ZM228 235V236H227ZM0 236V246H2V243H1V239H2V237ZM84 236V237H83ZM99 236V237H98ZM213 236H215V237H213ZM49 237V238H50ZM77 237V238H76ZM97 237V238H96ZM206 237V238H205ZM207 237H209L208 239H207ZM184 238V239H183ZM224 238V239H223ZM72 239V240H73ZM101 239V240H100ZM182 239V240H181ZM207 239V240H206ZM220 239V240H219ZM222 239V240H221ZM57 240V241H56ZM86 240V241H85ZM88 240H90V241H88ZM92 240V241H91ZM184 240V241H183ZM198 241V242H197ZM217 241V242H216ZM239 241V242H238ZM76 243L75 245H72L73 247H71V243ZM93 242V243H92ZM95 242V243H94ZM104 242H105V245H104ZM109 243L108 244V246H107V243ZM201 242V243H200ZM206 242H208V243H206ZM221 242V243H220ZM72 243V244H73ZM79 243V244H78ZM91 243V244H90ZM97 243V244H96ZM232 243V244H231ZM260 243H262V245H264V241H261ZM203 244V245H202ZM209 244V245H208ZM212 244H214V247H213V245ZM232 246H231V245ZM235 244V245H234ZM91 245H96V246H98V249L97 248H95L94 246H91ZM101 245V246H100ZM205 245V246H204ZM207 245V246H206ZM229 245V246H228ZM74 246H76L75 248H74ZM217 246V247H216ZM91 247H94V248H91ZM101 247H103L104 248V250L101 248ZM203 247V248H202ZM209 247V248H208ZM219 247V248H218ZM232 247V248H231ZM80 248V247H79ZM90 248L92 249V250H90ZM113 248V249H112ZM218 248V250H216V249ZM94 249H95V252H93L94 251ZM100 249V250H99ZM212 249H214V250H212ZM230 249V250H229ZM0 250H2V248L0 249ZM87 250H89L88 252H87ZM99 250V251H98ZM115 251L116 250V252L114 253V252H112V251ZM203 250V251H202ZM212 250V251H211ZM197 251H199V252H197ZM201 251V252H200ZM211 251V252H210ZM71 252H73V253H71ZM110 252H112L110 255H109V253ZM209 252V253H208ZM215 252V253H214ZM218 252V253H217ZM87 253V254H86ZM201 253V254H200ZM203 253V254H202ZM71 254V255H70ZM114 255V256H113ZM117 255H119V256H117ZM139 255L141 256V255H143V254H140V252H139ZM182 255V256H181ZM184 255V256H183ZM203 255V256H202ZM105 256V257H104ZM108 256V257H107ZM106 257H107V259H106ZM109 257H110V259H109ZM72 258H74V259H72ZM105 259V261H104V259ZM181 258V259H180ZM187 258H189V259H187ZM69 259H71L70 260V262H69ZM98 259V260H97ZM192 259V260H191ZM94 260V261H93ZM115 260H117V261H115ZM179 260V261H178ZM187 260V261H186ZM91 261V262H90ZM95 261H97V262H95ZM177 261V262H176ZM186 261V262H185ZM192 261V262H191ZM77 262V263H76ZM104 262V263H103ZM106 262V263H105ZM126 262V263H125ZM159 264L158 262L156 263L155 261H150V262H148L147 264ZM82 264V263H81ZM161 264V263H160Z\"/></svg>", "mask_w": 264, "mask_h": 264}, {"label": "bare ground", "instance_id": "obj_2", "mask_svg": "<svg viewBox=\"0 0 264 264\" xmlns=\"http://www.w3.org/2000/svg\"><path fill=\"white\" fill-rule=\"evenodd\" d=\"M56 1V0H55ZM58 1H60V0H58ZM58 1H56V2H58ZM108 3H110L111 1H109V0H106ZM139 1V0H138ZM142 1V0H141ZM146 2H147V0H145ZM16 2V1H15ZM46 2H47V0H46ZM48 2H49V0H48ZM47 2V3H48ZM144 2V1H143ZM3 3H4V1H3ZM17 3V2H16ZM22 3V2H21ZM50 3V2H49ZM48 3V4H49ZM54 3V2H53ZM59 3V2H58ZM231 3V2H230ZM244 3V2H243ZM57 4V3H56ZM50 5V4H49ZM6 6V5H5ZM8 6V5H7ZM143 6V5H142ZM146 6H147V4H146ZM231 6V5H230ZM52 7H54V6H52ZM2 8V7H1ZM0 8V9H1ZM4 8V7H3ZM16 8V7H15ZM140 8V7H139ZM143 8V7H142ZM147 8V7H146ZM4 9H6V8H4ZM10 9V8H9ZM13 9V8H12ZM115 9V8H114ZM130 9H131V7H130ZM132 9H134L133 8V6H132ZM137 8H135L134 10H136ZM3 10V9H2ZM128 10V9H127ZM126 10V11H127ZM134 10H133V12H134ZM4 11V10H3ZM8 11V10H7ZM9 11H13V10H9ZM8 11V12H9ZM108 11L110 12V9H108ZM108 11L106 10V14L108 13ZM131 11V10H130ZM140 11V10H139ZM233 11V10H232ZM2 12V11H1ZM8 12H6L5 14L8 16L9 14H8ZM112 13H113V11H111ZM111 12H110V14H111ZM115 12V11H114ZM118 12H119V10H118ZM118 12H116L117 13V15L119 14L120 15V13H118ZM121 12V11H120ZM127 12H129V11H127ZM136 12V11H135ZM144 12V11H143ZM10 13V12H9ZM12 13V12H11ZM116 13L114 14L115 15V18H118V17H116ZM123 14H121V15H124V13L125 12H122ZM130 13V12H129ZM141 13V12H140ZM5 14H3V19L4 18H6V16H5ZM109 14V13H108ZM142 14H144V13H142ZM225 14H227V13H223V15H225ZM244 14V13H243ZM125 15H127V13L125 14ZM136 16L134 17V15H133V17H134V19L136 18V17H138L139 19L142 17H140V15H139V13L138 14H135ZM131 16H132V14H131ZM253 16V15H252ZM122 17V16H121ZM229 17V16H228ZM227 16H226V18H228ZM237 17V16H236ZM255 17V16H254ZM137 19V18H136ZM1 20V19H0ZM125 20H126V18H125ZM241 20V19H240ZM248 20V19H247ZM256 20V19H255ZM2 21V20H1ZM122 21V20H121ZM140 21V20H139ZM254 21V20H253ZM258 21V20H257ZM176 22V21H175ZM259 23V22H258ZM116 24V23H115ZM163 24H164V22H163ZM178 24V23H177ZM254 24H255V22H254ZM118 25V24H117ZM169 25H170V23H169ZM184 25V24H183ZM143 26V25H142ZM228 26V25H227ZM64 27H68L67 25H64ZM64 27L62 26L61 28H63L64 29ZM185 27V26H184ZM228 27H230V26H228ZM227 27V28H228ZM133 28V27H132ZM159 28V27H158ZM182 28V27H181ZM233 28V27H232ZM68 30H70L69 29V27L67 28ZM98 29V28H97ZM176 29V28H175ZM59 30V29H58ZM58 30H57V32H58ZM61 30V29H60ZM71 30H73V32H75L74 30H78V29H71ZM94 30H96V29H94ZM140 30V29H139ZM148 30V29H147ZM154 30V29H153ZM152 30V31H153ZM162 30H164V28L162 29ZM161 30V31H162ZM228 30V29H227ZM232 30V29H231ZM64 31V30H63ZM101 31H103V30H101ZM100 31V32H101ZM132 31V30H131ZM158 31H159V29H158ZM182 31V30H181ZM181 31H180V34H181ZM183 31H184V29H183ZM183 31H182V33H183ZM229 31V30H228ZM235 31V30H234ZM56 32V34H61L62 33V30H61V33H60V31L57 33ZM73 32H70V33H73ZM132 32H135V31H132ZM168 32V31H167ZM166 32V33H167ZM171 32V31H170ZM64 33H65V31H64ZM63 33V34H64ZM68 33V37H69V31L68 32H66L65 34H67ZM140 33V32H139ZM153 33V32H152ZM230 33V32H229ZM231 33H232V31H231ZM64 34V36H66ZM142 34V33H141ZM146 34V33H145ZM154 34H155V32H154ZM160 34V33H159ZM159 34H157V36L159 37ZM179 34V35H180ZM240 33H238V35H239ZM57 35V36H58ZM138 35V34H137ZM178 35V36H179ZM185 35V34H184ZM237 35V36H238ZM61 36V35H60ZM72 35H70V38H72L71 37ZM75 35L73 34V37H74ZM161 36V35H160ZM163 36H164V31H163ZM166 36V35H165ZM169 36H171V35H168V37ZM176 36V35H175ZM182 36V35H181ZM63 37V36H62ZM162 37V36H161ZM242 36L241 35H239L238 36V38H241ZM140 38V37H139ZM154 38V37H153ZM170 38V37H169ZM173 38V37H172ZM237 38V39H238ZM128 40H129V38H127ZM131 39V38H130ZM137 39H138V37H137ZM141 39H142V37H141ZM163 39H164V37H163ZM175 39V38H174ZM179 39V38H178ZM243 39V38H242ZM127 40V41H128ZM133 40H134V38H133ZM136 40V39H135ZM143 40H145V38L143 39ZM240 41H241V39H239ZM125 41H126V39H125ZM164 41V40H163ZM170 41H173V40H170ZM176 41V39L173 41V43L172 42H168V43H170L171 45H173L174 43H177V41ZM143 42V41H142ZM159 42V41H158ZM161 42V41H160ZM167 42V41H166ZM180 42V41H179ZM238 42V41H237ZM129 43V42H128ZM144 43V42H143ZM146 43V42H145ZM163 43V42H162ZM240 43V42H239ZM243 43V45H244V42H242ZM126 44V43H125ZM166 45H167V47H168V44L167 43H165ZM138 45V44H137ZM146 45V44H145ZM144 45V46H145ZM170 45V46H171ZM242 45V44H241ZM126 46V45H125ZM165 46V45H164ZM164 46L162 45V47L164 48ZM2 46H0V49H2V48H4L3 50L4 51H6V48L5 47H2ZM158 47H160V46H157V48ZM162 47H160V48H162ZM107 48V47H106ZM160 48H158V49H160ZM41 49V48H40ZM144 49V48H143ZM142 49V50H143ZM76 50V49H75ZM103 50V49H102ZM157 50V49H156ZM105 51H106V49H105ZM43 52V53H42ZM42 52H40V54L38 55L37 54V56H32L33 58L31 59V58H29V57H24L25 55H26V53H24L25 55H23L22 57H23V63L24 62H26L25 60H24V58L27 60V58H29V60H28V62H26V63H28L27 64V66H26V68H23L20 72H17V73H15L14 72V70L10 67V64H9V62L10 61H13L14 60V53H12L11 54V52H8V53H6V52H0V119H3L4 120V122L3 121H1L0 120V131H1V129H9V127H10V122L13 120V118H14V115H15V111L16 110H14L13 108H11L10 107V105H11V101L13 100V99H23V97H21V95H24V96H26V97H29L30 98V100H31V109H30V111L26 114V115H28L29 117H31L32 119H34L35 121L36 120H38V119H40L41 118V120L43 121V119H44V122H43V127H41L40 126V128L41 129H43V130H41V131H39V129L38 128H36L35 126H33L34 125V123L31 125V129H32V132H34L35 133V131H37V129H38V135H39V139H35V141H37L36 143L38 144H34V142H32L33 144H34V146L36 145L37 147H35V149L36 148H40V146H44V145H46L45 143L43 144V142H49L50 144H53V145H55L54 144V142L56 141V139L58 138H60V136H62L60 133H62L61 132V130L59 131V132H57V134L55 133H52L51 131V129L49 130V128H54V126H60L61 127V125H63V126H65L66 124H65V122L64 121H66V122H68V121H70V120H67L66 118V116H65V113L67 112V111H69L70 110V108L67 110V107H71V105H73L72 104V102L73 101H75L74 100V98H73V96L74 97H76L77 96V98H79V99H85V97H83V95H82V93H81V91H80V89H81V84H82V80L83 79H95V78H98V77H103V78H107V77H111L114 73H115V75H116V77L119 79V78H124V74H123V69L122 68H119L118 66L116 67L115 65H113V64H111V63H109V62H105V63H103V62H98V63H94L93 61H95V60H93V58H95L94 56H93V58L91 59L90 58V54H82V55H80V56H77V55H74V53L73 52H71L70 51V48H66L65 49V56H64V54H63V52L61 51V50H59V49H49L48 47H47V49L45 48ZM74 52H77V51H74ZM101 52H103V51H101ZM109 52V51H108ZM28 53V52H27ZM103 53H105V52H103ZM127 53V52H126ZM138 53V52H137ZM145 53V52H144ZM148 53V52H147ZM152 53V52H151ZM30 54V53H29ZM33 54V53H32ZM109 54V53H108ZM142 54H143V52H142ZM149 54V53H148ZM242 54V53H241ZM28 55V54H27ZM31 55V54H30ZM125 55V54H124ZM103 56H105V55H103ZM148 56V55H147ZM17 56H15V58H16ZM20 57H21V55H20ZM21 57V58H22ZM97 57H98V55H97ZM100 57V56H99ZM12 58V59H11ZM149 58V57H148ZM199 58H201V57H199ZM96 59V62H97V58H95ZM108 59V58H107ZM117 59V58H116ZM131 59V58H130ZM202 59H203V57H202ZM217 59H222V57H218ZM113 60V59H112ZM117 60H119V59H117ZM135 60V59H134ZM139 60H142V59H140L139 58ZM145 60L146 59H144L143 60V62L145 63ZM199 60V59H198ZM198 60H197V62H194V64H193V66H192V68H191V70H188V71H186V70H184V69H182V68H180L179 66H177L176 64H174L173 62H170V61H168L166 64H165V66L169 63H172V65H174V66H170V68L171 67H174V71L176 72H171V74H165V72H161V74H163V76H161V78L160 79H158V81H155V80H153L152 79V77L151 78H147V76L146 75H141L140 76V74H135V73H133V75L131 76V78L130 79H133L134 81L135 80H140L141 78H142V80H143V78H147L146 80H149V82L150 83H152V85H154V84H163V85H165V84H177V88H178V90H180V86H179V84H181V88H182V83H181V80H183L184 78H185V76L186 77H189V79L187 78V80L186 81H188V80H190V77L191 76H193V74H194V70L196 69H199L198 67L199 66H201L202 65V63H203V61L205 62L206 61V63L208 62L207 60H205V58L203 59V60H200V62H202L201 64H200V62H198ZM211 61H212V59H210ZM116 61V60H115ZM208 62L207 64L209 65L210 63H211V65H209V67L210 66H212V67H210V69L212 68V70H213V64H212V62ZM256 61V60H255ZM146 62H148V60L146 61ZM142 63V62H141ZM14 64V63H13ZM12 64V65H13ZM123 64V63H122ZM140 64V63H139ZM163 64H164V62H163ZM163 64H162V67H164L163 66ZM204 64L205 63H203V66H204ZM207 64L205 65V66H207ZM26 65V64H25ZM25 65H23V66H25ZM216 65V64H215ZM204 66V67H205ZM139 67V66H138ZM203 67V68H204ZM222 67V66H221ZM165 68H167V67H165ZM164 68V69H165ZM20 69V68H19ZM161 69V68H160ZM162 69V71H168L169 69ZM206 69H208V68H206ZM229 69V68H228ZM231 69H233V68H231ZM222 70V69H221ZM161 71V70H160ZM169 71H171V70H169ZM168 71V72H169ZM206 71H208V70H206ZM209 71H211V70H209ZM216 71V70H215ZM235 71V70H234ZM129 72V71H128ZM193 72V73H192ZM213 72V71H212ZM220 72V71H219ZM230 72V71H229ZM233 71L231 70V73H232ZM125 73V72H124ZM160 73V72H159ZM195 73H196V71H195ZM209 73V72H208ZM226 73H227V75H228V72L226 71ZM161 74H159V75H161ZM159 75H157V76H159ZM191 75V76H190ZM209 74H207V76H208ZM128 76V75H127ZM126 76V77H127ZM134 76V77H133ZM146 76V77H145ZM207 76H206V78H207ZM226 76V75H225ZM229 76H230V73H229ZM228 76V77H229ZM125 77V78H126ZM133 77V78H132ZM184 77V78H183ZM209 77H210V75H209ZM213 77V76H212ZM212 77H210L211 79H213ZM228 77H225V79L227 78L228 79ZM135 78V79H134ZM138 78H140V79H138ZM182 78V79H181ZM192 79H194L193 77H191ZM214 78H215V76H214ZM221 78H224V77H221ZM144 79V80H145ZM150 79H152V81H150ZM156 80H157V78H155ZM191 79V80H192ZM208 79V78H207ZM206 79V80H207ZM227 79L225 80V84L227 83ZM190 80V81H191ZM206 80H205V82L203 83V84H210V79H208V83L206 82ZM231 80V79H230ZM230 80L228 79V81L230 82ZM184 81L185 80H183V84H185L184 83ZM194 81V80H193ZM197 81V80H196ZM144 82V81H143ZM148 82V81H147ZM213 82H214V80H213ZM243 83V82H242ZM137 84V83H136ZM146 84V83H145ZM233 84V83H232ZM151 85V86H152ZM160 85V86H161ZM162 85V86H163ZM149 86V85H148ZM170 86H172V85H170ZM173 86H175V85H173ZM227 86V85H226ZM225 86V87H226ZM228 86H232L231 85V83H230V85H228ZM241 86V85H240ZM176 87V86H175ZM184 87H185V85H184ZM188 87V86H187ZM205 87H208V85H204V86H202L201 88L200 87H198L197 89H195V90H198V91H201L203 88H205ZM224 87V88H225ZM233 87H234V85H233ZM163 88V87H162ZM172 88V87H171ZM170 87H169V85H168V88H164L165 89V92H166V94L168 95V94H171V92H173V91H175V90H177V89H171ZM194 88V87H193ZM227 88H229V87H226L225 89H224V92H225V90H228ZM116 89H119V88H116ZM158 89V88H157ZM231 89H233V88H231ZM236 88H234V90H235ZM162 90V89H161ZM161 90H159V91H161ZM221 90V89H220ZM229 90H230V88H229ZM114 91V90H113ZM118 91V90H117ZM231 91V90H230ZM229 91V92H230ZM127 92V91H126ZM157 92V91H156ZM228 92V91H227ZM238 92V91H237ZM236 91L234 92L233 91V94H232V96L234 95V94H236L237 93ZM112 93V92H111ZM232 92H230V94H231ZM66 94H70L71 95V105L70 104H66V106H64L65 105V96H66ZM157 94H159V93H157ZM224 94V93H223ZM155 96H156V94H154ZM172 95V94H171ZM171 95H169L172 99H173V97L171 96ZM236 95H238V93L236 94ZM114 98V96L113 95H111V94H109L108 96H106L105 98H104V100H101V101H99L98 103H95V104H92V103H85L84 101L82 102H80L81 104L82 103H84L82 106L84 107L85 106V112H86V114L89 112V113H95V110H93L95 107H97L96 105L98 104V107L97 108H99V105L101 104L100 102H105L104 104L105 105H107V102H108V100L110 101L111 99H112V97ZM160 96V95H159ZM158 96V97H159ZM166 96V95H165ZM165 96H163V98L165 99ZM227 96V95H226ZM230 96V95H229ZM242 96V95H241ZM111 97V98H110ZM117 97H118V95H117ZM117 97H116V95H115V99H114V101H116L117 100ZM127 97V96H126ZM231 97V96H230ZM234 97V96H233ZM170 98V99H171ZM232 98V97H231ZM235 98H236V96H235ZM234 98V99H235ZM73 99V100H72ZM171 99V101L173 102V100ZM78 100V99H77ZM76 100V101H77ZM113 100V99H112ZM152 100V99H151ZM113 101V102H114ZM150 101V100H149ZM170 101V102H171ZM182 101V100H181ZM212 101V100H211ZM214 101V100H213ZM13 102V101H12ZM117 102V101H116ZM135 102V101H134ZM171 102V104H173ZM210 102V101H209ZM229 102V101H228ZM75 104H77V103H75ZM104 104H103V108H104ZM110 104V103H109ZM108 104V105H109ZM112 104V103H111ZM114 105H115V103H113ZM148 104H150V103H148ZM148 104H146V105H148ZM168 104H169V102H168ZM170 104V105H171ZM67 105H69V106H67ZM80 105V104H79ZM210 104H208V106H209ZM224 105V104H223ZM226 105V104H225ZM13 106H15V105H13ZM81 106V105H80ZM79 106V107H80ZM82 106H81V108H82ZM112 106V105H111ZM144 106V105H143ZM151 106V105H150ZM172 106V105H171ZM171 106L169 107V105H167V107H169V108H167V109H169L170 111H171ZM212 106V105H211ZM65 107V108H64ZM78 107V108H79ZM87 107V108H86ZM102 107V106H101ZM109 107V106H108ZM149 107V106H148ZM75 108V107H74ZM81 108L80 109H78V111H80L81 110ZM105 108H107L106 106H105ZM117 108V107H116ZM146 108V107H145ZM164 108H166V107H164ZM209 108V107H208ZM76 109V108H75ZM83 109V108H82ZM108 109V108H107ZM66 110V111H65ZM71 110H72V108H71ZM97 110H101V108L100 109H96V112H97ZM102 110H104V109H102ZM102 110H101V112H102ZM140 110V109H139ZM112 111V110H111ZM143 111V110H142ZM155 111V110H154ZM76 112V111H75ZM84 112V110L82 111L81 110V114ZM105 112H108V111H105ZM110 112V111H109ZM147 112V111H146ZM145 112V113H146ZM164 112H165V109H164ZM74 113V112H73ZM92 113V114H93ZM153 113H155V112H153ZM170 113V112H169ZM80 114V113H79ZM84 114V113H83ZM96 114H98V113H96ZM96 114H95V118H97V116H96ZM103 114L104 113H102V115L101 116H103ZM116 114V113H115ZM144 114V113H143ZM89 115V114H88ZM99 116H100V114H98ZM106 115V114H105ZM112 115H113V112H112ZM119 115V114H118ZM138 115V114H137ZM144 115H146V114H144ZM151 115H152V113H151ZM170 114H168V116H169ZM174 114L172 113L171 114V116H173ZM28 116H26V117H24V118H28ZM82 116V115H81ZM93 116V115H92ZM148 116H150V115H148ZM147 116V117H148ZM4 117V118H3ZM66 117V118H65ZM74 117H78V116H74ZM79 117H80V115H79ZM90 117V116H89ZM121 117V116H120ZM145 118H146V116H144ZM151 117H153V116H151ZM156 117V116H155ZM166 117V116H165ZM175 117V116H174ZM24 118H21V120H23ZM63 118H65V119H63ZM81 118V117H80ZM84 118H85V116H84ZM83 118V119H84ZM98 118H100V117H98ZM97 118V119H98ZM123 118H125V117H123ZM139 118V117H138ZM149 118V117H148ZM169 118V117H168ZM179 118V117H178ZM63 119V120H62ZM87 119H89V118H87ZM151 119V118H150ZM153 119V118H152ZM151 119V120H152ZM170 119H172V117L170 118ZM174 119V118H173ZM24 120H26V122H27V119H24ZM31 120V119H30ZM33 120V121H34ZM99 120V119H98ZM158 120V119H157ZM72 121V120H71ZM82 121H84V120H81L80 122H82ZM94 121V120H93ZM96 121V120H95ZM100 121V120H99ZM99 121H97L96 123H98ZM153 121V120H152ZM159 121V120H158ZM171 121V120H170ZM174 121H175V119H174ZM174 121H173V123H174ZM1 122L2 123H4V124H1ZM64 122V123H63ZM85 122V121H84ZM83 122V123H84ZM101 122V121H100ZM103 122V121H102ZM126 122H128V121H126ZM143 122V121H142ZM165 122V121H164ZM183 122V121H182ZM23 123V122H22ZM31 123V122H30ZM38 123V122H37ZM56 123V124H55ZM57 123L59 124V123H63V124H60V125H57ZM73 123V122H72ZM78 123V122H77ZM76 123V124H77ZM82 123V124H83ZM154 123H156V122H154ZM157 123H159V122H157ZM156 123V124H157ZM163 123V122H162ZM161 123V124H162ZM172 123V124H173ZM177 123V122H176ZM175 123V124H176ZM180 123V122H179ZM23 124H25V122L23 123ZM40 124H42V122L40 123ZM55 124V125H54ZM75 124V123H74ZM81 124V125H82ZM88 124H89V122H88ZM98 124H101V123H98ZM122 124H123V122H122ZM153 124V123H152ZM171 123H169V125H170ZM171 124V125H172ZM200 124V123H199ZM201 124H203V123H201ZM7 126L6 128H5V126ZM30 125V124H29ZM54 125V126H53ZM93 125V124H92ZM125 125H127V124H125ZM136 125V124H135ZM154 125V124H153ZM163 125V124H162ZM169 125H166V126H169ZM180 125H181V123H180ZM3 126V127H2ZM9 126V127H8ZM20 126H21V121L19 120L17 123H16V125H15V127H10V130L7 132V130H6V134H8V136H6V135H1L2 136V138H0V152L2 153V155L0 156V176H2V179H1V177H0V193H1V195H2V197L0 196V217L2 216H5V219H7V220H5V221H3L2 222V219H0V221L2 222V223H0V224H2V225H6V222H7V228L5 227V228H3V229H5L6 231H7V229H8V231L5 233V230H3L2 229V226H0L1 228L0 229H2V231H3V236H1L2 237V241H1V243H2V246H0V249L2 248V250H0V264H59V262L57 261V260H55V256L53 257L52 256V252H51V246H50V243H49V241H48V239H51V235H56L57 237H58V239H59V243H63V244H66V245H69V247H70V241H74V239H73V237L72 236H75L74 235V232H73V226L71 227V225H70V223H69V225L68 226H65V225H63L64 223H66L64 220V216H66L65 215V210L62 208V207H64L65 208V206H62V203H61V201H60V198H58L59 196V192H58V187L55 185V183H54V179L52 178V176L51 175H49V173H47L46 172V170L44 169V166L46 165V164H44V162H50L49 160L51 159L50 157H47L48 159L46 160V157L43 155V153H46V150L44 149V148H42L41 147V151L39 150V148L37 149V150H39L41 153H39V154H41V156H40V158H39V160H36V158H35V160H36V162L37 161H39L40 163H36V164H38V167H37V165L36 164H34L33 162H31L34 166H33V170H31L32 169V164L30 163H28V165H26V163L27 162H24V160H25V158H23V154L22 153H17V154H19L20 156L22 155V157H16V155H15V160H17V158L18 159H20V161H21V159L23 158V161L22 162H24V164L23 165H20L19 167H20V169L22 170V171H27L28 173L26 174L25 172L24 173H22V172H19L17 169L19 168H14L13 166H11V167H9V166H6V165H4V164H7L8 165V163H7V161H8V159H9V161L11 160H14V159H10L9 157H11L12 158V156H14V153L13 152H16V150L17 151H19V150H21V149H19L18 150V148L16 147V145H17V141H19L20 140V138H19V140H16V133H12V131L13 132H15L14 130H16V131H18V130H20ZM25 126H27V125H25ZM32 126L33 127H35L36 128V130H34L33 131V128H32ZM51 126V127H50ZM53 126V127H52ZM68 127L67 128H69L70 127V124L69 125H67ZM75 125H73V127H74ZM86 126V125H85ZM85 126H83V127H85ZM104 126V125H103ZM111 126V125H110ZM118 126V125H117ZM122 126H124V125H122ZM131 126H133V124L132 125H130V127ZM202 126V125H201ZM73 127H70V128H72L73 129ZM100 127V126H99ZM125 127V126H124ZM127 127V126H126ZM125 127V128H126ZM154 127V126H153ZM159 127H162L161 125L160 126H157V128H158V130H161ZM174 127V129H175V126H173ZM200 127V126H199ZM212 127V126H211ZM211 127H210V130H211ZM27 128H29V127H27ZM56 128V127H55ZM54 128V129H55ZM62 128H64V127H62ZM66 128V127H65ZM63 129V132H66L67 134H70V132H68V130L67 129ZM111 127H109V129H110ZM115 128V127H114ZM133 128V127H132ZM143 128V127H142ZM144 128H145V126H144ZM149 128V127H148ZM209 128V127H208ZM213 128V127H212ZM22 129H23V127H22ZM25 129V128H24ZM53 129V130H54ZM59 129H61V128H59ZM77 129V128H76ZM81 129H84V128H81ZM85 129H87V128H85ZM84 129V130H85ZM93 129V128H92ZM95 129H96V127H95ZM111 129H113V128H111ZM130 129V128H129ZM134 129V128H133ZM145 129H147V128H145ZM198 130L200 129V128H197ZM28 130V129H27ZM27 130H25V132L27 131ZM64 130H67V131H64ZM83 130V131H84ZM103 130V129H102ZM148 130V129H147ZM156 130V129H155ZM158 130H156V131H158ZM178 130V129H177ZM205 130H207V129H205ZM209 130V129H208ZM205 131L206 133H203V136H205L206 138L208 137L209 138V140H210V138L212 139L211 141L212 142H210L209 141V143L211 144V143H215L216 141H215V136L213 135V133H214V129H213V133H212V135H210L209 136V131ZM22 131V130H21ZM29 131V130H28ZM50 131V133H52V134H54V135H56V139H51V138H54V135H53V137H51L52 136V134H49L48 132ZM88 131V130H87ZM93 131H94V129H93ZM110 131V130H109ZM119 131H120V129H119ZM133 131V130H132ZM163 131V130H162ZM161 131V132H162ZM200 131V130H199ZM223 131L224 130H222V133H223ZM234 131V130H233ZM25 132H23L24 133V135H25ZM31 132V133H32ZM46 132H47V134H46ZM73 132H74V129H73ZM96 132H97V130H96ZM124 132V131H123ZM134 132V131H133ZM132 132V133H133ZM147 132V131H146ZM148 132H150V130L148 131ZM160 132V133H161ZM174 132H175V130H174ZM180 132V131H179ZM203 132V131H202ZM207 132H208V134H207ZM221 132V131H220ZM230 132V131H229ZM227 130H226V132H224V135L226 134V133H228V134H226L225 136H231L230 134L232 133H229ZM261 132V131H260ZM0 133H4V132H0ZM15 134L14 136L12 135V134ZM29 133V132H28ZM33 133V134H34ZM37 133V132H36ZM60 135H59V134ZM66 133H64V134H66ZM88 133V132H87ZM95 133V132H94ZM112 133V132H111ZM126 133V132H125ZM167 133V132H166ZM176 134H177V132H175ZM216 134L218 133L219 134V132H215ZM222 133L220 134V135H222ZM50 136H49V135ZM63 134V133H62ZM78 134V133H77ZM80 134V133H79ZM83 134H85V136H86V133H83ZM110 134V133H109ZM114 134H116L115 132H114ZM120 133H118V134H116V136L117 135H119ZM123 134V133H122ZM169 135H170V133H168ZM167 134V135H168ZM179 134V133H178ZM200 134V133H199ZM204 134H207V135H204ZM211 134V133H210ZM218 134H217V141H219V142H221V141H224L222 138H224V137H222L221 139L222 140H220L219 139V137H218ZM19 135H21V136H23L22 135V133H20L19 134V132H18V136ZM28 134H26V136H27ZM49 137H48V136ZM59 135V136H58ZM72 135H74V134H72ZM81 135H82V133H81ZM92 135V134H91ZM94 135V134H93ZM129 135V134H128ZM135 134L133 133V136H134ZM148 135V134H147ZM150 135V134H149ZM154 135V134H153ZM166 135V134H165ZM172 135V134H171ZM169 136V137H172V136ZM201 135V134H200ZM15 137V138H13V137ZM28 136H30L29 138H33V140H34V136L35 135H33L32 136V134H30L29 133V135ZM68 136V135H67ZM82 136H84V135H82ZM82 136H80V137H82ZM99 136V135H98ZM115 136V135H114ZM115 136V137H116ZM121 136V135H120ZM123 137H125V135L123 134L122 135ZM132 136V135H131ZM130 136V137H131ZM157 136H159V134L157 135ZM178 136V135H177ZM203 136H202V138H203ZM233 136H234V134H233ZM233 136L231 137V138H233ZM237 136H239L238 134H237ZM237 136H236V134H235V139L237 138ZM243 136V135H242ZM6 137H8V138H6ZM77 137H78V135H77ZM91 137V136H90ZM92 137H94L95 138V136H92ZM91 137V138H92ZM118 137V136H117ZM137 137V136H136ZM152 137V136H151ZM154 137H156V136H154ZM169 137H166L167 139L169 138ZM198 138H199V136H197ZM214 139H213V138ZM241 137V136H240ZM244 137V136H243ZM29 138H27V139H29ZM70 138V137H69ZM87 138V137H86ZM109 138V137H108ZM113 137H111L110 138V140L108 139V141H112L111 139H112ZM119 138V137H118ZM128 138V137H127ZM174 138H175V136H174ZM173 138V139H174ZM201 138V137H200ZM201 138V139H202ZM205 138V139H206ZM227 138V142H229V141H232V140H229L230 138H228V137H226ZM2 139V140H1ZM6 139H7V141H6ZM26 139V138H25ZM57 139V140H58ZM61 139V138H60ZM59 139V140H60ZM82 139H83V137H82ZM96 139V138H95ZM142 139V138H141ZM144 139H146V138H144ZM179 139H182V135H181V138H180V135H179ZM219 139V140H218ZM225 139V138H224ZM234 139V138H233ZM234 139V140H235ZM240 139V138H239ZM247 139L248 138H246L245 140L247 141ZM5 140V141H4ZM30 140V139H29ZM73 140H74V138H73ZM83 140H85V139H83ZM121 140V139H120ZM119 140V141H120ZM127 140H129V139H127ZM147 140V139H146ZM160 140V139H159ZM176 140V139H175ZM204 140V139H203ZM207 140V139H206ZM214 140V141H213ZM234 140H233V142H234ZM237 140V139H236ZM249 140H250V138H249ZM254 140V139H253ZM3 141V142H2ZM28 141V140H27ZM74 141H76V140H74ZM124 141V140H123ZM168 142H170V140H167ZM166 141V142H167ZM201 141V140H200ZM242 141V140H241ZM261 141V140H260ZM2 142V143H1ZM51 142H53V143H51ZM59 142V141H58ZM60 142H62V141H60ZM71 142V141H70ZM162 142H163V140H162ZM166 142H164L165 144H166ZM167 142V143H168ZM195 142H196V140H195ZM198 142V141H197ZM202 142V141H201ZM251 142V141H250ZM19 143V142H18ZM28 143V145L26 144V143H24V144H26L27 146H24L23 148H28L29 147V145H31L29 148H31L33 145L31 144V143H29V142H27ZM86 143V142H85ZM117 143V142H116ZM173 143V142H172ZM193 143H194V141H193ZM206 144H205V146H204V148L206 147V145H208L207 144V142H205ZM238 143V141L235 143V144H237ZM243 143H244V141H243ZM246 143V142H245ZM248 143V142H247ZM246 143V144H247ZM23 144V143H22ZM40 144H42V145H40ZM61 144V143H60ZM79 144H80V142H79ZM83 144V143H82ZM124 144V143H123ZM133 144V143H132ZM131 144V145H132ZM144 144H146V143H144ZM221 144H222V142H221ZM225 144V143H224ZM228 144V143H227ZM254 144V143H253ZM52 145V146H53ZM77 145V144H76ZM91 145V144H90ZM108 145V144H107ZM118 145V144H117ZM159 145V144H158ZM162 145H163V143H162ZM238 145V144H237ZM240 145L242 146V144L240 143ZM239 145V146H240ZM261 145V144H260ZM260 145H258V146H260ZM23 146V145H22ZM209 146V145H208ZM226 146H228V145H226L225 144V147ZM16 147V148H15ZM68 147H70V145L68 146ZM79 147V146H78ZM109 147V146H108ZM150 147V146H149ZM198 147V146H197ZM224 147V148H225ZM238 147V146H237ZM243 147V146H242ZM245 147V146H244ZM53 148V147H52ZM86 148V147H85ZM89 148V147H88ZM92 148V147H91ZM101 148V147H100ZM120 148V147H119ZM118 148V149H119ZM171 148V147H170ZM169 148V149H170ZM207 148V147H206ZM223 148V149H224ZM31 149H34L33 147L31 148ZM77 149V148H76ZM115 149V148H114ZM117 149V150H118ZM148 149V148H147ZM152 149L156 152V153H153V155L154 154H156L154 157V161L158 164L159 163V165H158V168H156L157 170H160L161 171V175H158L157 174V170H156V172H155V174H157L158 176H154L153 174H151V173H153V171L152 172H149L146 168H144V166H143V163L146 161H144L143 163H141V162H139L140 164H134V162H133V169H132V171H130V173L128 172V166H127V168L128 169H126V166H125V169H126V171H124V172H122V170H125L124 169V167H122L123 169H121V167H120V169H116L115 171H117V170H120V173H122V175H120V177L119 178H115V179H113V180H115V181H113L112 180V183H114V184H117V186H116V188H115V191H114V193H113V195L110 197L111 198V200H108V199H106V198H97V199H94V198H92V197H94V196H92V194L90 193V195L87 197L88 198V204H92V205H96L97 207H98V209L100 208L101 209V206H103L102 208H106L107 209V211H108V209L110 210L112 207H111V205L113 204L112 202H114V200L115 199H118V200H120V201H125L126 202V206H127V209L125 210V212H127L128 214L127 215H129V218H130V221H128L127 220V222H125L124 220V222L125 223H123V224H121V225H119V226H117L116 225V223H115V220H114V218L111 216V213H110V211L112 210H110V211H108V213L106 214L105 212H99V210L97 209V207H95V205L93 206V207H95V209L94 210H98V212H96V211H93V209L91 210V208L89 209V211L90 212H86L85 211V213L84 214H86L87 213V215H85L86 216V218H87V216L89 215L91 218V220L94 222V226H99V229H101L100 227H103V229H104V231H105V235H106V238L104 237V239L102 238V240L103 241H105V240H107V242H109L110 243V245L109 246H111V247H113V248H116L117 249V253H118V250H121L122 251V253H121V255H124L125 257H127V259L130 261H134L135 263H138V264H147L148 262H150V261H155L156 263L158 262L159 264L161 263V264H172V262L175 260L174 258H177L176 256H178V255H176L177 254V249L178 248H180L181 246H179L180 244H177V240L179 239L180 240V236H181V234H182V231H180V227L179 228H176V227H172L173 228V230L172 229H170V230H166L165 229V227H164V223H161V221H160V217H161V215H163L164 213H165V211L166 212H168V211H171V210H166V205H165V207H160V208H158L157 207V204L159 203V200L161 199V198H166L167 196H168V194L170 193V192H172V191H174V190H172L173 189V187L174 186H176V184H177V181L178 180H180V175L182 174L181 173V171H180V167H178L176 164H172V163H169L168 161H167V156L166 155H168V149H166V147L165 148H163L162 146L161 147H158L157 145L156 146H153L152 147ZM167 150V153H166V150ZM222 149V150H223ZM227 149V148H226ZM229 149V148H228ZM237 149V148H236ZM242 149H244V148H242ZM257 149V148H256ZM47 150H48V148H47ZM51 150H53V152L56 154H60V152L59 151H57L56 149H51ZM84 150V149H83ZM93 150V149H92ZM95 150V149H94ZM105 150V149H104ZM116 150V151H117ZM121 150V149H120ZM164 150V151H163ZM204 150V149H203ZM230 150V149H229ZM246 150V149H245ZM244 150V151H245ZM22 151V150H21ZM30 151V149H28V153H30L29 152ZM45 151V152H44ZM78 151V150H77ZM82 151V150H81ZM89 151V150H88ZM91 151V150H90ZM89 151V152H90ZM110 151H111V149H110ZM115 151V152H116ZM171 151V150H170ZM182 151H183V149H182ZM238 151V150H237ZM248 151V150H247ZM20 152V151H19ZM25 152H27V151H25ZM70 152H73V151H70ZM78 152H80V151H78ZM83 152V151H82ZM112 152V151H111ZM114 152V154H119V153H115ZM147 152H148V150H147ZM164 152V153H163ZM172 152V151H171ZM201 152H202V150H201ZM230 152H231V150H230ZM239 152V151H238ZM237 152V153H238ZM246 152V151H245ZM249 152H250V150H249ZM27 153V154H28ZM54 153H52V155L54 154ZM101 153V152H100ZM106 153V152H105ZM152 153V152H151ZM175 153V152H174ZM224 153H225V149H224ZM227 153V152H226ZM240 153V152H239ZM16 154V153H15ZM35 154V153H34ZM48 154V153H47ZM69 154V153H68ZM134 154V153H133ZM138 154V153H137ZM164 154H166L165 156H166V158H165V156H164ZM229 153H227V156H229L228 155ZM242 154V153H241ZM254 154H256V153H254ZM6 155H8V158H7V156ZM38 155V154H37ZM46 155V154H45ZM50 155V154H49ZM48 155V156H49ZM63 155V154H62ZM66 155V154H65ZM78 155V154H77ZM98 155V154H97ZM109 155V154H108ZM130 155V154H129ZM135 155V154H134ZM189 155V154H188ZM226 155V154H225ZM225 155H223L222 154V156H225ZM240 155V154H239ZM243 155V154H242ZM252 155V154H251ZM4 156V157H3ZM47 156V155H46ZM59 156V155H58ZM170 156V155H169ZM168 156V157H169ZM172 156V155H171ZM192 156V155H191ZM194 156V155H193ZM221 156V157H222ZM226 156V157H227ZM233 156V155H232ZM260 156V155H259ZM3 157V158H2ZM7 158V160H6V158ZM25 157V156H24ZM35 157V156H34ZM37 157V156H36ZM53 157V156H52ZM54 157H55V155H54ZM60 157H62V156H60ZM68 157V156H67ZM112 157H113V153H112ZM221 157H220V160H221ZM245 157V156H244ZM14 158V157H13ZM28 158V157H27ZM26 158V159H27ZM131 158H133V157H131ZM137 158V157H136ZM166 160H165V159ZM195 158H196V156H195ZM194 158V159H195ZM225 158V157H224ZM238 158V157H237ZM247 158V157H246ZM253 158V157H252ZM258 158V157H257ZM1 159H3V161H1ZM5 159V160H4ZM67 159V158H66ZM72 159V158H71ZM86 159V158H85ZM98 159V158H97ZM103 159V158H102ZM134 159V158H133ZM132 159V160H133ZM138 159V158H137ZM193 159V158H192ZM193 159V160H194ZM223 159V158H222ZM226 159H230V161L232 160L231 159V157L230 158H226ZM233 159H234V157H233ZM240 159V158H239ZM245 159V158H244ZM244 159H243V161H244ZM14 160V161H15ZM28 160V159H27ZM60 160H62V159H60ZM69 160V159H68ZM88 160V159H87ZM136 160V159H135ZM142 160V159H141ZM234 160H236V159H234ZM6 161V162H5ZM11 161H10V163H11ZM14 161H13V165H14ZM26 161V160H25ZM29 161V160H28ZM56 161V160H55ZM91 161V160H90ZM89 161V162H90ZM165 161H167L168 163H166ZM238 161V160H237ZM239 161H241V159L239 160ZM252 161V160H251ZM250 160H249V162H251ZM260 161V160H259ZM54 162V161H53ZM58 162H59V160H58ZM79 162V161H78ZM82 162V161H81ZM113 162V161H112ZM147 162V161H146ZM154 162V163H155ZM194 162V161H193ZM211 162V161H210ZM213 162V161H212ZM248 162V161H247ZM51 163V162H50ZM106 163V162H105ZM109 163V162H108ZM116 163V162H115ZM151 163V162H150ZM203 162H201V164H202ZM230 164L232 163V162H229ZM244 163H246V162H244ZM259 163V162H258ZM17 164V162L15 163V165ZM19 164H21L20 162H19ZM42 164V166H43V168H40L39 167V165H41ZM55 164V163H54ZM91 164V163H90ZM89 164V165H90ZM110 164V163H109ZM142 164V165H141ZM147 164V163H146ZM145 164V165H146ZM239 164V162L236 164V165H238ZM248 164V163H247ZM18 165V164H17ZM17 165H16V167H17ZM31 165V166H30ZM58 165V164H57ZM66 165V164H65ZM81 165V164H80ZM83 165V164H82ZM104 165V164H103ZM102 165V166H103ZM227 165V164H226ZM225 165V166H226ZM233 165V164H232ZM249 165V164H248ZM255 164H253L252 166H254ZM257 165V164H256ZM261 165V164H260ZM41 166V167H42ZM66 166H68V165H66ZM65 166V168H67ZM73 166V165H72ZM75 166V165H74ZM108 166V165H107ZM112 166H114V165H112ZM118 166V165H117ZM116 166V168H118ZM151 166V165H150ZM155 166H157V165H155ZM203 166H205V165H203ZM209 167V165L208 164H206V167ZM211 166H212V164H211ZM210 166V167H211ZM244 166V165H243ZM251 166V167H252ZM76 167V166H75ZM84 167H85V165H84ZM101 167V166H100ZM131 167V166H130ZM145 167H147V166H145ZM207 167V168H208ZM213 167V166H212ZM228 166H226L225 168L228 170V168H227ZM230 167H231V165H230ZM244 167H246V166H244ZM62 168V167H61ZM68 168H69V166H68ZM110 168V167H109ZM108 168V169H109ZM241 168V167H240ZM250 168V167H249ZM248 168V169H249ZM255 168V167H254ZM254 168H253V170H254ZM7 169V170H6ZM19 169V170H20ZM70 169V168H69ZM102 169V168H101ZM131 169V168H130ZM145 169L147 170V171H145ZM204 169V168H203ZM15 170H17L18 171V173H19V178H17L16 176V174H17V172L15 171ZM31 170V171H30ZM45 170V171H44ZM49 170V169H48ZM57 170V169H56ZM80 170V169H79ZM112 170V168L109 170V171H111ZM198 170V169H197ZM212 170V169H211ZM224 170V169H223ZM233 170H235V169H233ZM250 170V169H249ZM29 171H30V173H29ZM58 171V170H57ZM102 171H103V169H102ZM114 171V172H115ZM196 171V170H195ZM205 171H206V169H205ZM207 171H209L210 172V168H209V170L207 169ZM261 171V170H260ZM68 172H70V171H68ZM107 172V171H106ZM114 172H112V173H114ZM133 172V173H132ZM149 172V174H147ZM227 173V178H228V176H230V173L228 172V171H226ZM231 172H232V170H231ZM239 172V171H238ZM253 173H254V171H252ZM21 173H22V175H21ZM119 173V174H120ZM181 173V174H180ZM203 173H205V172H203ZM229 173V174H228ZM232 173H234V172H232ZM245 173V172H244ZM99 174V173H98ZM107 174H108V172H107ZM107 174H105V175H107ZM115 174V173H114ZM113 174V175H114ZM118 174V173H117ZM132 174V175H131ZM207 174V173H206ZM213 174V173H212ZM226 174L224 175L225 177H226ZM235 174V173H234ZM240 174V173H239ZM248 174V173H247ZM250 174H252L251 172H250ZM259 174H261V173H259ZM102 175V174H101ZM104 175V174H103ZM109 175V174H108ZM107 175V176H108ZM184 175V174H183ZM208 175V174H207ZM220 175V174H219ZM232 175V174H231ZM243 175V174H242ZM254 175H256V173H254ZM185 176V175H184ZM200 176V175H199ZM237 176V175H236ZM251 175H249V177H250ZM257 176H258V173H257ZM67 177L70 179V180H72V181H70L68 184H69V186H67V187H69V192L71 191V192H76V190L79 188H77V186L74 184V179L76 180V178L75 177H77L74 173H68V175H67ZM109 177V176H108ZM233 177V175L231 176V177H229L228 179L229 180H227V181H230V178H232ZM247 177V176H246ZM255 177V176H254ZM258 177H260V176H258ZM65 178V177H64ZM94 178H96V177H94ZM133 178H135V179H133ZM211 178V177H210ZM237 178H238V176H237ZM243 178V177H242ZM241 178V179H242ZM252 178H253V176H251V178H249V180H251L252 182L254 181L255 183H258L259 182V179H255V178H253L254 180H252ZM68 179V180H69ZM206 179H208V178H206ZM206 179H205V182H207L206 181ZM233 179H234V177H233ZM243 179H245V178H243ZM97 179H95L94 181H96ZM223 180H224V178H223ZM236 180V179H235ZM238 180H240V179H238ZM246 181H247V179H245ZM257 182H256V181ZM93 181V180H92ZM93 181V182H94ZM100 181H102V180H100ZM227 181L225 182L224 181V183H227ZM244 181V180H243ZM241 182V183H244V182H246V181H244V182ZM7 182V183H6ZM15 182H17V183H15ZM68 182V181H67ZM103 182V181H102ZM106 182V181H105ZM104 182V183H105ZM211 182V181H210ZM232 182H234V181H232ZM238 182V181H237ZM237 182H235V184L237 183ZM8 183H10V187H9V185H8ZM89 183V182H88ZM91 183V182H90ZM89 183V184H90ZM97 183V182H96ZM189 183V182H188ZM188 183H186V185L188 184ZM203 183V182H202ZM221 183H223V181H221ZM224 183L221 185V186H223L224 185ZM239 183V182H238ZM262 183H264V182H262ZM261 183V184H262ZM6 186H5V185ZM65 184V183H64ZM67 184V183H66ZM193 184V183H192ZM204 184V183H203ZM217 184V183H216ZM229 185H227L228 187H226V188H224L225 186H223V187H221V189H222V191L224 190V189H226L225 191H227V189L230 187V182L228 183ZM246 184H248V183H246ZM246 184H244V185H246ZM259 184V183H258ZM4 185V186H3ZM55 185V186H54ZM206 185H207V183H206ZM209 185V184H208ZM212 185V184H211ZM243 185V186H244ZM253 185L255 186V184L253 183ZM257 185V184H256ZM65 186V185H64ZM113 186H115V185H113ZM213 186V185H212ZM217 186H218V184H217ZM240 187H238V188H241V189H243L242 190V192H244V188H245V186H244V188H242L241 187V184L239 185ZM259 186H260V184H259ZM9 188V190H7L8 188ZM62 187V186H61ZM90 187V186H89ZM187 187V186H186ZM193 187V186H192ZM191 187V188H192ZM203 187V186H202ZM219 187V186H218ZM252 187V186H251ZM250 187V189H249V186H248V188H247V190L249 189V190H251L252 188ZM7 188V189H6ZM57 188V189H56ZM96 188V187H95ZM101 188V187H100ZM176 188H178V187H176ZM208 188H215L214 186L213 187H208L207 186V190H209ZM254 188H257L258 190H259V188H258V185L256 186V187H254ZM60 189V188H59ZM68 188H66V189H64V190H67ZM89 189V188H88ZM94 189V188H93ZM175 189V188H174ZM206 189V188H205ZM220 189V190H221ZM232 189V188H231ZM241 189H239V190H241ZM64 190H62V191H64ZM79 190V189H78ZM96 190V189H95ZM101 190V189H100ZM114 190V189H113ZM191 190V189H190ZM211 190V189H210ZM219 190V191H220ZM230 189H228V191L227 192H231V190L229 191ZM233 190L234 189H232V193H233ZM35 191V192H34ZM61 191V190H60ZM61 191V193H63ZM90 191H91V189H90ZM104 191H105V188H104ZM212 192L214 191L213 189L211 190ZM225 191H223L224 193H223V197H225L224 196V194H227ZM93 192V191H92ZM99 192V191H98ZM137 192H139V196L138 197H136L137 196ZM188 192V191H187ZM215 192H216V190H215ZM241 192V191H240ZM239 192V193H240ZM249 192V191H248ZM65 193V192H64ZM94 193H96V191L94 192ZM101 193V192H100ZM208 193V192H207ZM217 193V192H216ZM215 193V194H216ZM251 193V192H250ZM253 193V192H252ZM254 193H257V192H254ZM46 194V196H47V194H49V198H50V200L48 201L49 203L48 204H46L45 203V206L44 205H39L38 204V200H36V198H37V196H40L41 197V195H45ZM97 194V193H96ZM191 194H192V192H191ZM202 194V193H201ZM209 194V193H208ZM208 194H206V196L205 195H202V197H204L205 196V198H208ZM211 194V193H210ZM218 194V193H217ZM220 194H222V192L220 193ZM241 194V193H240ZM243 194V193H242ZM67 195V194H66ZM212 195V194H211ZM210 195V196H211ZM232 195H234V193L232 194ZM257 195H260L259 194V191H258V193H257ZM98 196H100V194L98 195ZM213 196V195H212ZM220 196V195H219ZM249 197L251 196H256L255 194L253 195V194H250V195H248ZM101 197V196H100ZM105 197V196H104ZM188 197H189V195H188ZM193 197H194V195H193ZM195 197H196V195H195ZM194 197V198H195ZM198 197V196H197ZM214 197V196H213ZM213 197H212V199H213ZM221 197V196H220ZM222 197V198H223ZM247 197V196H246ZM246 197H245V200H246ZM248 197V198H249ZM252 197V198H253ZM258 197V196H257ZM260 197V196H259ZM261 197H262V195H261ZM96 198V197H95ZM193 198V199H194ZM199 198V197H198ZM219 198V197H218ZM228 198V197H227ZM238 198V197H237ZM247 198V202H248V200L249 201H251L252 199L251 198H249L248 199ZM40 199V198H39ZM43 199V198H42ZM174 199V198H173ZM191 199V198H190ZM202 199H204V198H202ZM209 199H210V197H209ZM230 199V198H229ZM236 199V198H235ZM254 199V198H253ZM41 200V199H40ZM117 200V201H118ZM177 200V199H176ZM205 200V199H204ZM211 200V199H210ZM219 200V199H218ZM227 200V199H226ZM257 199H255L254 201H256ZM259 200L262 202V204H264V201H262L260 198H259ZM259 200H257V201H259ZM37 201V202H36ZM194 201H195V199H194ZM197 201V200H196ZM206 201H208L207 199H206ZM213 201H214V199L211 201L212 203H213ZM216 202H217V200H215ZM234 201V200H233ZM244 201V200H243ZM254 201H252V203L254 202ZM70 202V201H69ZM163 203H164V200L162 201ZM198 202V201H197ZM205 202V201H204ZM219 202V201H218ZM229 202V201H228ZM238 202V201H237ZM245 202V201H244ZM115 203H116V201H115ZM115 203L113 204V205H115ZM220 203H222V202H220ZM226 203V202H225ZM233 203V202H232ZM232 203H231V205H232ZM259 203V202H258ZM257 203V204H258ZM116 204H118V202L116 203ZM165 204H166V202H165ZM205 204V203H204ZM208 204V203H207ZM214 204V203H213ZM218 204V203H217ZM216 204V205H217ZM236 205L238 204V203H235ZM244 204H246V203H244ZM254 204V203H253ZM255 204H256V202H255ZM254 204V205H255ZM101 205V206H100ZM106 207H105V206ZM175 205V204H174ZM206 205V204H205ZM209 205V204H208ZM211 205V204H210ZM215 205V204H214ZM235 205V206H236ZM250 205H252V204H250ZM259 205V204H258ZM261 205V204H260ZM100 206V207H99ZM213 206V205H212ZM218 206V205H217ZM219 206H221V205H219ZM218 206V207H219ZM223 206V205H222ZM225 206V205H224ZM240 206H241V204H240ZM262 207H264V205H261ZM114 208L116 207V206H113ZM168 207V206H167ZM177 207V206H176ZM196 207V206H195ZM200 207V206H199ZM216 207V206H215ZM214 207V208H215ZM226 207V206H225ZM236 207H238L239 208V204H238V206H236ZM251 207V206H250ZM256 207H257V205H256ZM255 207V208H256ZM260 207V206H259ZM212 208V207H211ZM224 208V207H223ZM222 208V209H223ZM252 208H254L253 206H252ZM251 208V209H252ZM66 209H67V207H66ZM169 209V208H168ZM172 209V208H171ZM225 209H227V208H225ZM224 209V210H225ZM232 209H233V207H232ZM241 209V208H240ZM248 209V208H247ZM257 209V208H256ZM255 209V210H256ZM262 209V208H261ZM49 210V211H48ZM82 210V209H81ZM115 210V209H114ZM195 210H196V208H195ZM215 210V212L218 210H216V209H214ZM242 210V209H241ZM254 210V211H255ZM258 210V209H257ZM93 211V212H92ZM172 211L174 212V210L172 209ZM212 211V210H211ZM238 211H239V209H238ZM245 211V210H244ZM247 211V210H246ZM252 212H253V210H251ZM31 212H32V214H33V212H38V213H40L39 215V218L37 219V221H35V220H31L32 222H30V223H32V225L30 224V223H28V225H26L27 224V221L24 223V221L25 220H29L28 218L26 219V217L27 216H32V214H31ZM41 212H43V213H41ZM45 212V213H44ZM49 214H48V213ZM66 212H69L68 210L66 211ZM93 214H92V213ZM94 212H96L95 214H94ZM208 212V211H207ZM218 212V211H217ZM227 212V211H226ZM241 212V211H240ZM243 212V211H242ZM248 212L251 214L252 212H250V208H249V210H248ZM70 213V212H69ZM103 213H105V214H103ZM224 213V212H223ZM238 213V212H237ZM255 212H253V214H254ZM260 213H262V211L260 212ZM26 214H27V216H26ZM68 214V213H67ZM83 214V215H84ZM166 214H168V213H166ZM198 214V213H197ZM204 214V213H203ZM213 214V213H212ZM217 214V213H216ZM218 214H219V212H218ZM226 214H228V213H226ZM234 214V212L232 213V215ZM257 214V213H256ZM262 214H264V213H262ZM47 215H50V217L49 216H47ZM56 215H58V218L59 219H61V223L59 222V223H57V221H55L56 219H54V216L56 217ZM175 215L177 216L178 214L175 212ZM204 215H206V214H204ZM204 215H203V217H204ZM215 214H213L212 216H214ZM225 215V214H224ZM36 216V215H35ZM44 216H47V217H44ZM164 216H165V214H164ZM167 216V215H166ZM188 216V215H187ZM186 216V217H187ZM248 216V215H247ZM261 215H259V217H260ZM69 217V216H68ZM113 219H112V218ZM178 217V216H177ZM208 217H209V215H208ZM219 217V216H218ZM236 217H237V215H236ZM241 217V216H240ZM250 217H251V215H250ZM57 218V219H58ZM205 218V217H204ZM203 218V219H204ZM207 218V217H206ZM211 218H213V217H210V219ZM222 218H224V216L222 217ZM229 218V217H228ZM232 218H234V215H233V217ZM255 218H257V215H255ZM261 218V219H260ZM260 218H257V220H258V223L260 224H258L259 226H261L262 224H261V221H262V218H264V216H261ZM24 219V220H23ZM63 219V220H62ZM74 219V218H73ZM163 219V218H162ZM176 219H178V218H176ZM208 219V218H207ZM210 219H208V220H210ZM215 219H216V216H215ZM218 219V218H217ZM229 219H231V218H229ZM228 219V220H229ZM235 219V218H234ZM241 219H243V218H241ZM72 220V219H71ZM85 220V219H84ZM204 220H206V219H204ZM212 220V221H211ZM210 221L211 222H213L214 221V218L213 219H211ZM246 220V219H245ZM244 220V221H245ZM250 220L251 221H253L252 220V218H250L249 219V222H250ZM256 220V219H255ZM254 220V221H255ZM259 220H260V222H259ZM70 221V220H69ZM73 221V220H72ZM92 221H90V222H92ZM171 221H172V219H171ZM181 221H182V219H181ZM184 221V220H183ZM182 221V222H183ZM186 222L188 221V220H185ZM190 221V220H189ZM215 221H217V220H215ZM218 221H221L220 219L218 220ZM225 221V220H224ZM231 221H232V219H231ZM235 221H236V219H235ZM243 221V220H242ZM243 221V222H244ZM246 221H248V220H246ZM5 222V223H4ZM71 222V221H70ZM92 222V223H93ZM162 222H164V221H162ZM207 223H208V221H206ZM227 222V221H226ZM262 222H264V221H262ZM22 223H24V225L22 226ZM74 223V222H73ZM88 224H89V222H87ZM174 223V222H173ZM177 223L179 224V225H177L176 224V226H182L183 225V223H182V225H180V223L181 222H178L177 221ZM214 223V222H213ZM229 223V222H228ZM246 223V222H245ZM87 224V225H88ZM184 224H187V223H184ZM212 224V223H211ZM220 224H221V222H220ZM231 224V223H230ZM247 224V223H246ZM25 225L27 226V227H29V226H31L32 227V236H31V238H28V240H24L22 237L24 236V235H22V232H23V230H24V227H25ZM76 225V224H75ZM172 225V224H171ZM196 225V224H195ZM228 225V224H227ZM232 225V224H231ZM243 225H244V223H243ZM250 225V224H249ZM184 226V225H183ZM183 226H182V228H183ZM192 226H193V224H192ZM206 226H207V224H206ZM232 226H234V225H232ZM259 226L257 227V228H259ZM22 227H23V230H21L22 229ZM27 227H25V229L27 228ZM85 227V226H84ZM194 227V226H193ZM208 227V226H207ZM212 227V226H211ZM221 227V226H220ZM229 227V226H228ZM231 227V226H230ZM262 227H264V225H262ZM175 228V229H174ZM185 228H186V226H185ZM188 228V227H187ZM206 228V227H205ZM210 228V227H209ZM224 228V227H223ZM227 228V227H226ZM261 228V227H260ZM28 229V228H27ZM103 229H101L100 231H103ZM168 229V228H167ZM202 229V228H201ZM208 229V228H207ZM206 229V230H207ZM221 229V228H220ZM232 229V228H231ZM239 229H240V227H239ZM183 230V229H182ZM205 230V229H204ZM222 230H224V229H222ZM234 230V229H233ZM260 230V229H259ZM22 231V232H21ZM75 231H76V229H75ZM87 231V230H86ZM93 231V230H92ZM99 231V230H98ZM225 231H227V229H225ZM229 231V230H228ZM239 231V230H238ZM262 231V230H261ZM77 232V231H76ZM198 232H199V229H198ZM212 232V231H211ZM224 232V231H223ZM229 232H232V230H230ZM0 233H1V230H0ZM24 233H25V231H24ZM97 233V232H96ZM100 233V232H99ZM209 234H210V232H209ZM208 234V235H209ZM213 234V233H212ZM224 234V233H223ZM239 234V233H238ZM21 235H22V237H21ZM98 235V234H97ZM183 235V234H182ZM208 235H206V236H208ZM222 235V234H221ZM224 235H226V233L224 234ZM233 235H234V233H233ZM51 236V237H50ZM91 236V235H90ZM95 236V235H94ZM103 236V235H102ZM204 236V235H203ZM228 236V235H227ZM50 237V238H49ZM84 237V236H83ZM99 237V236H98ZM209 237L211 238V234L209 235ZM209 237H207V239L209 238ZM213 237H215V236H213ZM77 238V237H76ZM97 238V237H96ZM178 238V239H177ZM206 238V237H205ZM209 238V239H210ZM73 239V240H72ZM184 239V238H183ZM206 239V240H207ZM208 239V240H209ZM224 239V238H223ZM76 240V239H75ZM101 240V239H100ZM182 240V239H181ZM220 240V239H219ZM222 240V239H221ZM57 241V240H56ZM86 241V240H85ZM88 241H90V240H88ZM92 241V240H91ZM184 241V240H183ZM106 242V243H107ZM198 242V241H197ZM217 242V241H216ZM239 242V241H238ZM261 242V241H260ZM73 243V242H72ZM71 243V247H73L72 245H75L74 243L72 244ZM93 243V242H92ZM95 243V242H94ZM109 243H107V246H108V244ZM201 243V242H200ZM206 243H208V242H206ZM221 243V242H220ZM79 244V243H78ZM91 244V243H90ZM97 244V243H96ZM232 244V243H231ZM230 244V245H231ZM262 244V243H261ZM77 245V244H76ZM85 245H87V244H85ZM85 245L83 244V245H81V246H74V248L76 249V250H74V254H72L73 256L72 257H75V260L77 259L78 260V262H80V264L82 263V264H92V263H94V262H92V263H88L89 261H87V259L89 258H87V257H85L84 256V258L82 257L83 256V254H82V252H85V250H83L82 252L80 251V250H82V249H86V247H85ZM104 245H105V242H104ZM203 245V244H202ZM209 245V244H208ZM213 245V247H214V244H212ZM235 245V244H234ZM87 246H89V245H87ZM91 246H94V245H91ZM96 246V245H95ZM94 246V247H95ZM99 246V245H98ZM98 246H96L95 248H97L98 249ZM101 246V245H100ZM205 246V245H204ZM207 246V245H206ZM229 246V245H228ZM232 246V245H231ZM90 247V246H89ZM94 247H91V248H94ZM217 247V246H216ZM236 247V246H235ZM90 248V250H92ZM103 250H104V248L103 247H101ZM112 248V249H113ZM203 248V247H202ZM209 248V247H208ZM219 248V247H218ZM218 248L216 249V250H218ZM232 248V247H231ZM100 250V249H99ZM98 250V251H99ZM212 250H214V249H212ZM211 250V251H212ZM230 250V249H229ZM89 250H87V252H88ZM203 251V250H202ZM210 251V252H211ZM231 251V250H230ZM80 252H81V254H82V256H81V254H80ZM93 252H95V249H94V251ZM112 252H116V250L114 251H112ZM112 252H110L109 253V255L112 253ZM139 252H140V254H143V255H139ZM197 252H199V251H197ZM201 252V251H200ZM71 253H73V252H71ZM209 253V252H208ZM215 253V252H214ZM218 253V252H217ZM87 254V253H86ZM201 254V253H200ZM203 254V253H202ZM71 255V254H70ZM112 255V254H111ZM114 256V255H113ZM117 256H119V255H117ZM182 256V255H181ZM184 256V255H183ZM203 256V255H202ZM105 257V256H104ZM108 257V256H107ZM107 257H106V259H107ZM72 259H74V258H72ZM104 259V258H103ZM109 259H110V257H109ZM181 259V258H180ZM187 259H189V258H187ZM70 260L71 259H69V262H70ZM98 260V259H97ZM192 260V259H191ZM94 261V260H93ZM104 261H105V259H104ZM115 261H117V260H115ZM179 261V260H178ZM187 261V260H186ZM185 261V262H186ZM91 262V261H90ZM95 262H97V261H95ZM177 262V261H176ZM192 262V261H191ZM77 263V262H76ZM104 263V262H103ZM106 263V262H105ZM126 263V262H125ZM71 264H72V262H71ZM98 264V263H97ZM106 264H109V263H106ZM111 264V263H110ZM117 264V263H116ZM150 264V263H149ZM155 264V263H154ZM183 264V263H182ZM186 264V263H185Z\"/></svg>", "mask_w": 264, "mask_h": 264}, {"label": "clouds", "instance_id": "obj_3", "mask_svg": "<svg viewBox=\"0 0 264 264\" xmlns=\"http://www.w3.org/2000/svg\"><path fill=\"white\" fill-rule=\"evenodd\" d=\"M132 0H60L56 6H49L46 0H24L17 4L15 10L3 21H0V46L6 48V53L12 52L17 57L31 52L42 45L49 49H59L65 56V49L74 44L92 47L94 53L100 52L104 47H111L117 54L125 52V39L131 37L133 19L127 14V22L122 26L115 24V18L106 14V9L116 8L126 12ZM247 6L254 10V16L264 17V0H252ZM221 0H147V10L144 13V22L151 30L160 22L172 23L181 20L185 25L186 37L182 42L169 47L161 48L157 53L153 51L150 61L158 68L165 60H170L180 68L191 70L198 57H203L209 62L218 57L230 58L234 61L240 59V54L248 55L250 49L237 43V28L235 33L227 31L229 21L222 13ZM108 26V31L96 34V25ZM199 24L207 25L206 28L197 27ZM239 24V32L244 34H257L264 31V24L254 25L251 21ZM61 25L69 29H78L74 38L68 36L58 37L56 30ZM149 49H156L157 44L151 35L146 40ZM242 78L245 83L253 85L241 96L228 105L222 113L217 114L208 108L209 99L224 88V78H213L210 87L197 92L191 87H183L171 92L173 114L184 120L185 126L181 130L184 142L189 143L198 136L197 125L203 121L211 123L216 130H235L243 136L256 133L258 142L262 139L260 125L264 123V87L256 85L257 78L264 84V62L256 68L255 75L247 68L239 65L230 74L238 91ZM125 86L123 78H117L115 73L111 77H98L83 79L81 93L85 103H98L119 87ZM18 99L16 111L10 127L25 116L31 109L29 97L21 95ZM184 103H181V100ZM71 101V95L66 94L65 102ZM191 110V111H189ZM185 113H188L185 116ZM77 114V112H76ZM199 154L204 163L220 158L224 142L216 140ZM251 203L243 204L241 209H246ZM239 244L231 251L220 256L210 258V264H264V233L259 228L253 231L248 225H242L239 231Z\"/></svg>", "mask_w": 264, "mask_h": 264}]
</instances>
